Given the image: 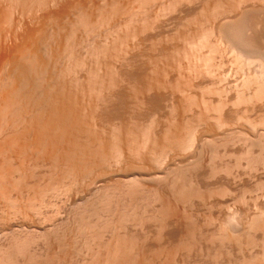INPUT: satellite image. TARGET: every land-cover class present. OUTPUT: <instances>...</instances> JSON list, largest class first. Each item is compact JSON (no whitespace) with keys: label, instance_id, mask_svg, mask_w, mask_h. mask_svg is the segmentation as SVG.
I'll use <instances>...</instances> for the list:
<instances>
[{"label":"bare ground","instance_id":"1","mask_svg":"<svg viewBox=\"0 0 264 264\" xmlns=\"http://www.w3.org/2000/svg\"><path fill=\"white\" fill-rule=\"evenodd\" d=\"M6 1H8L10 3L12 2L9 5L13 4L15 6V8H16V6L21 7V9L19 7L18 8L21 10L20 13L22 15H20V16L22 18H19L20 20H19L18 26L15 28L14 31L12 30L11 33H9L8 30H7L8 34H6V33L3 34V32L2 33L0 32L1 34L4 35V36H2L0 34V156L5 151H6L5 155L8 153V151L6 149H11L14 156L16 154V156L19 157L21 154H22L21 156H23V154H24V157H26L27 154L25 151L28 149H31L32 150V154H30L31 158L37 159V160H35L37 162V164H38L39 159L49 161L50 166L48 167V170H49V168H53L52 173H53V175H54V173L56 174L55 176H56V179L58 181H59V179L64 180L65 178H67L68 181L70 179L71 184L69 186L71 187V185H72V188H71L72 191H74L75 189L77 190L76 191L77 195H80L81 191L83 192L84 190H87L86 193H87V195L89 194V196L88 197L86 196V201H87V204L89 202V206H90V202L92 201L94 203L98 202V204L99 203L103 204V206L107 207V209L108 208L113 209L112 205L115 202V206H117L116 208L120 209V207H119V205H120L121 207L123 206V208H121V209H123L124 211L126 209L130 208L128 210L130 212H133V213H130L128 210H126V212H124L122 210L124 214L121 212L120 214H122V215H118L119 213L117 210V213H118L117 215L119 217H117L118 219H117L116 223L114 224L115 216L113 217V215H116L115 214L116 212H113V210H110L113 212V213L111 212V214H109L110 216L112 215V218H111L112 220L108 216L109 218H106L107 220L105 219L106 222H103L105 225L103 224L104 226H102L97 221L96 222L99 225L96 224V222L95 223L94 222L90 223L91 221L86 222V220H85L86 217L84 215H87L88 210L92 209L94 212V210H96L98 208V206H97V208L95 209V207H94V205H92V203H91V205L93 207L91 206V208H89V206L86 204L87 205L86 208L88 207V209L84 210V213L81 212L82 213V214L80 213L81 215L77 214L78 213L77 212L75 214V218H74V219H76L77 218L76 216L79 215L77 218L79 220L76 219L77 221H79V225H78L77 229L79 228L78 230L82 231V232L80 231L81 235H82V233L84 234V232L87 234V236L84 234L86 239H88L87 243L84 242L85 244L89 243V239L90 240L93 239V240H95V242L97 240H99L102 237L103 232L106 230L105 231V234H106L107 230H109L110 227H111L110 229L113 228V230H115L117 228V226L121 227V229H122L124 224L126 225L127 222L133 226L132 229L135 228L133 230L140 228L142 230L143 234L146 232L145 234H148V235H149V233L153 234L152 233V231H153L155 234V237H157L160 242L163 239L166 240L164 243H162L163 241L161 243L159 242L160 243L158 246L159 248L158 247L155 248L152 245H151L152 247L148 246L149 244L146 243L145 239L143 241H139V239H138L139 236L136 237V236L132 235L133 233L132 234L129 233L130 235L128 233H126V234H123L122 236H120L121 234L119 235V233L112 231L113 235H112V233H110L109 235H112V236L107 241L105 240V239H107V238H105L107 234L105 235V237L103 234V237L105 239L102 237L103 240L101 241V239H102L101 238L100 242H98L99 243L98 248L99 249L102 248L101 250L103 253L101 252L100 254L99 253L97 254V252L100 251L97 249L96 253H95L97 256L95 255V257H93V261L99 260L101 262L100 264H152L154 261H156V263L158 261L155 260V256L151 257V258L148 257L147 252H149L148 254H151L153 252L158 253V250L160 249V250H162L163 253H165L164 255L169 254L170 256H168V258L169 257L171 258L173 253H174L173 256H176V254H179V251H182L181 248L184 246L185 248H183V251L185 249L186 250L184 252H180L181 258H180V260H179L180 262H178V264H207V263H205V262L203 263L201 261L202 260L201 258H203L202 256L204 253V251L202 253V250H205L207 252V254L210 253V251L211 252L213 251V253H214L215 251H214L213 247L215 246V240L217 239L215 237H218V235L215 236L216 232H215V228H213V227H215V225H212L215 223V221H214L215 218H214V216H212V214L215 215L214 213H212V211L215 212V206H216L215 200H214L215 195H216L215 192L217 191L218 194H219V192H221L224 195L225 193H227V192L231 193L232 191H230V189L228 191V188L230 187V185H229L230 181L225 182L224 179H221L220 177L218 178V175H220L219 173L221 171L224 172V169H223L224 167H221L223 170L220 168V166H219V168H217V167H215V165H211L212 162H209V160L206 159L209 162L208 164H210L207 166L206 163H203L206 161L204 159L207 158L206 153L204 154L205 155L204 159H202L201 154H203L202 153L203 150L206 152L207 148L210 149L212 147L211 146V147L206 148V146H209V145H207L210 142L209 140L213 137L215 138V129L216 128H218V130L220 129L219 131H222L223 128L227 131L226 127H228V126H226V125H228V123H230V125L233 123L232 115H234V112L232 115L230 113H229L230 115L224 114V112H222V114L220 113V115H216V116L212 115V114H214V112H215L214 110L217 108V106L215 107L213 102L211 103L205 96H202V94L205 91H207L208 94H209V92H212V93L214 92L217 94V90L219 88H217L215 91V87H213L215 85V83L210 88L211 91H208V89L207 90L205 89V91L200 95V96H202L200 99L194 98L193 96H195V94L193 96H192V94H190L191 91L189 92V90L184 87L185 83L181 84L180 81L182 79L178 80V82L174 81L176 84L174 89L176 88L178 93L177 92L175 93L173 91L169 92V90L172 89L169 86L171 83L173 84V82H172L173 80L170 81L171 76L170 77L168 76L169 71L171 72L172 70L168 71V69H169L168 65H170L171 61L169 63H167L168 62L167 59L169 60V54H172L174 51L170 53L168 51H171L172 48H171V50H169L168 48H165V46L161 47V44L163 43L162 42L160 45H159V43H157L159 45V47H161L160 49H158L159 47L157 45L158 50L156 49V52L159 55H157L153 49H152L154 51L153 53L151 50H149L151 52H147L145 50L144 45L146 46L147 42L153 43V41H154L153 44H155L156 43L155 40L160 41L162 39L161 38L162 34L158 33V35H151L149 37V39L147 37L143 38L144 35H142L143 36L142 38H141V36H139L140 34H144L146 32L147 27H149L150 25H152V23H155V21H157L155 19H158L159 16L157 17V15H159L160 12H162V14L164 13L163 12L164 8L162 7L163 10L161 11L162 8H160L159 5L165 6V7L169 6L168 8H170V13H171L172 12L171 9L177 10L178 8H181L182 6H185L186 4L188 6V4L191 5V3H193V2L196 3V1H198V0H170V2L168 0L167 1V2H169V4L167 3L168 5H166V3H165L166 1L164 2V0H135L136 3L140 4V5H138V9L137 8H131V9L128 8L129 10L126 9L127 12L130 13V15H128V17L126 16L127 20L129 17H130V19L128 21L126 20L127 22H125V24L129 23L131 20H133L131 22L136 24V22H134V19H133L134 16L136 17V19L139 18V20L135 19V21L140 22L141 19L143 18V16L146 14L145 12H147L149 14L151 11L148 12V10H150L153 6L158 4L157 6H159V7H157V8L158 9L160 8V10H158L159 12H155V13H158L157 15L153 14L156 16L155 18L153 17L155 21L150 22L151 23L150 24L148 22V20H145L146 16L148 15V14H146V16H144L145 18L142 19V21H141L142 22L141 26L139 25L140 27H138V28H137V26H134V28L136 27L135 29H133V28H132V30L129 29L131 31H129L127 33L126 36H128V37H126L125 39H124V37L123 38L117 37V38L112 39V36H115V33H114L115 28L110 26V28L108 29V27H107L108 30L104 34L105 37H103L104 41H102V44H99V45H96V44L94 45V44L89 43L91 40L89 42L85 41V40H87L88 37L86 35H84L87 38L86 39L84 38L85 40L84 39L82 40L83 43L81 45H83V47H86V48H85V52L84 53L82 52L84 54V56H82V57L79 56V58L77 57V55H79L80 53H78L75 56V51L71 47L72 43L69 41L71 39L73 41V39L76 38V36H74V38H72V36L75 35L77 30L79 31L80 29L84 30L86 33L89 32V35H90V32L96 28L99 29L102 27L104 29L103 26H105L106 24H107V26H109L110 24L108 25V23L110 21L113 22L112 18L115 15L121 14V13H119V11L121 12V9H122L120 5H118V6H120L119 7L120 10H119L118 7L117 8L115 7V6H117V4L114 3L115 5L113 7H115V8L114 9H113V7H112V9L110 8L112 10V12H110L109 15H107L109 12V11H107V14L105 13L103 18L100 17L101 20H98V19L95 20L96 17L94 14H96V13H94L93 7H91V4L89 5V3H92V2L97 1V0H6ZM32 1H34L33 2L34 4L32 3ZM207 1H209V0H207ZM250 1H252V0H250ZM257 1H259V2H257V4H260V5H262V3L264 2V0H257ZM111 2H112V0H111ZM129 2H131V0ZM213 2H214L213 3L214 7H212V8L214 10V14H213L214 21L218 17L221 18V15L224 18L225 12L228 11V13H226V15H225V18H226L227 14L229 16V11L231 12V10H234L237 7H238V11L242 12L243 11L242 5L244 3L246 4V2H247V4H246L247 6L249 4L248 3L249 0H232L231 1L232 4L229 1H227V3L229 2V4H230L229 7L230 6L233 7V9H232V7H231V9H229V8H227L228 6H226V7L222 6L224 3L226 4V1H224V0H217V1H213ZM0 3H1V1H0ZM117 3L120 4V1H118ZM209 3H211V2L209 1ZM254 3H256V1ZM132 4H135V3H132ZM137 4H136V6H137ZM252 4H251V6H252ZM5 5H3V6H5ZM3 6H2V8H3ZM30 6H31V8H30ZM47 6H49V8H50V6H53V8H51V9L48 8V10H46ZM130 6L133 7L134 5H130ZM139 6H141V7H139ZM253 6H254V8H252ZM253 6L250 7V9L252 8V10L253 9L256 10L257 5L255 4ZM255 6H256V8H255ZM27 7L30 8V10ZM98 7L96 6V8H98L100 10L101 9L100 6H98ZM223 7L225 9H227V11L223 12L221 10L222 11L221 12L220 9L221 8L223 9ZM246 7H245V10L242 12V14L245 13L244 15H246V12H247L248 14L245 17L249 18L252 10L248 11V9L246 10ZM26 8L29 11L33 12V13H31L32 15L34 14L33 17L31 15V18H30L31 20L28 23L23 18ZM44 8H45V10H44ZM91 8H92V10H91ZM108 8H107V10H108ZM125 8H127V7H125ZM139 8L142 9L143 12L145 11L144 15L142 12L143 16L141 15V17H142L141 19L139 17L140 16L139 14H141ZM247 8H249V7H247ZM8 9L10 11V8H8ZM12 9L13 8H11V10ZM94 9H95V7H94ZM166 9L167 8H165V10ZM258 9H259V11L253 10V12H257V11L260 12V9L264 10L263 7L262 8L259 7ZM74 10L78 11V13L76 12L77 18L76 19L72 18L73 20H76V21L72 22V20H71L72 26L70 27V25H68L70 23L69 17L73 14L72 12ZM137 10L139 11V13H137L138 12ZM34 11H36V12H34ZM101 11H103V9ZM152 11H153V9H152ZM155 11H157V10H155ZM122 12H123V10H122ZM173 12H176V11H173ZM209 12H212V11H209ZM233 12H232V14H234ZM241 12H238V14ZM9 13H12V12L10 11ZM170 13H168V14L170 15ZM232 14L230 13V16ZM242 14H240V15L244 16ZM1 15H3V14L1 13ZM93 15L95 18H93ZM164 15L166 16V14H164ZM169 15H168V17H169ZM191 15H193V14H191ZM195 15L196 14L193 15L194 18L196 17ZM197 15H198V13H197ZM211 15H212V13L210 14V16ZM234 15H236V14H234ZM123 16H125V15H123ZM205 16L207 17L206 14H205ZM7 17H9V16H7ZM27 17H30V16H27ZM118 17L115 16V19H117ZM120 17H121V15H120ZM150 17L152 18V16H150ZM161 17L163 18V16L160 14V19H161ZM200 17H199V19H200ZM239 17L240 16H238L237 18H239ZM121 18H120V20H121ZM188 18H189V16H188ZM202 18L204 19L205 17L203 16ZM213 18H212V20H213ZM223 18H221V20ZM240 18L242 19V21L240 19H237L238 21L235 22L236 24L238 22H241V23L243 22L244 18L243 17H240ZM146 19H148V17ZM185 19H187V18H185ZM209 19H211V18H209ZM231 19L227 18V20H231ZM143 20H145V21H143ZM205 20H207V19H205ZM221 20H219V21L221 22ZM223 20H225V19H223ZM223 20H222L221 24L223 23ZM233 20H235V19H233ZM233 20H231V21H233ZM151 21H153V20H151ZM193 21H194V19H193ZM195 21H196V19H195ZM214 21L212 24H214ZM219 21H217V27L220 28V31H217V32H220V34L218 33L219 37L217 39V42L215 41V39H214V42H212L210 40H209L210 42L208 41V38H211L212 35L215 37V34H216L215 27L216 26L213 27V25L210 24L212 27L210 26V28H208L209 25L207 27H205L202 24L205 28H208L206 30V32H203L204 35L201 34L202 35L201 37L196 36L194 38L193 37L188 38L187 36H186L187 38L184 37L185 40H183V41L186 42L185 43L186 45H185V47H183V49H182L183 51L178 50V48L181 49V47L177 48L176 46H174L177 48L176 51H178V52H176V51L175 52L178 53V55H179L180 51H182V53H181L182 55H179V56H182V58L177 55L180 59L178 58L179 59L178 63H176L179 65L180 71L183 70V69L181 70V68H183V67L185 68L184 73H185V70L189 71V73L186 72L189 75V77H188L189 80L186 78V84L189 81V83H191V86H194V85H192V83H193L195 85H198L201 88L203 85L206 84V82L203 83V80L199 81V78H201L202 76L203 77H206L208 75L211 76L214 73L215 64H214L213 60H212L213 63H211V60H210L211 57H207L210 55H206L207 54L206 53L207 51H206L205 52L206 54L204 53L206 57L201 56L199 50L201 48L200 51L202 53V50H203L202 44L204 43V45H206V42H208L211 45L213 44L212 46L209 44V46H211L212 48L213 47L215 48V49L213 48L211 51L212 52L216 51L217 46H219L221 44L222 45L225 44L224 36L227 34V37L229 36L231 38L232 36H230V34H232L234 32V30H236L234 27L237 26V25H235L234 22H232L233 24H231V21H226L227 23L230 22L232 27L234 25V27H233L234 30H233V28H231L230 24H226L225 22L224 23L226 24V26L221 27V24ZM244 21H245V19H244ZM262 21H264V20H262ZM131 22L129 23L130 27L133 24ZM191 22H192V20H191ZM200 22H202V21H200ZM157 23H159V22H157ZM162 23H164V22H162ZM218 23L220 24L219 26H218ZM241 23H239L238 25L244 24V23H242V24ZM1 24H2V22H1ZM51 24L54 25V27L53 26L51 27ZM125 24L124 25L122 24L123 26L122 25H120V26H122L123 28H128L129 25L126 24L127 25V27H126ZM137 24H138V22H137ZM10 25H12V24H10ZM164 25H165V23H164ZM192 25H194V24H192ZM227 25H228V27H227ZM68 26L70 29L68 28ZM151 27L152 26H150V30H151ZM158 27H159V25H158ZM181 27H180V29H181ZM189 27H192V26H189ZM217 27H216V29H217ZM225 27H227V28H225ZM238 27H240V26H238ZM250 27H251V25H250ZM50 28L52 29V32H51ZM53 28H54V30H53ZM117 28L120 29V27H117ZM153 28L154 27H152V31H154L156 29V28H154V30H153ZM182 28H184V26ZM186 29H184V30H186ZM201 29H204V28H201ZM243 29H245V28H243ZM117 30H116V32H117ZM125 30H128V29H125ZM156 30H158V29H156ZM181 30H180V32H181ZM250 30H248V31H250ZM176 31H174V32H176ZM244 31H246V29ZM80 32L79 33L77 32V33L80 34ZM121 32H123V29L121 30ZM190 32L188 31V33H190ZM195 32H197V31H195ZM200 32H202V31H200ZM251 32H252V30H251ZM78 34H77V36H78ZM118 34L119 33L117 32L116 36ZM123 34H122V36H123ZM167 34H169V33H167ZM237 34H238V31H237ZM87 35H88V33H87ZM102 35L103 34H101V36ZM147 35L145 34V36H147ZM173 35H171V36L173 37ZM195 35H196V33H195ZM242 35H244V34H242ZM159 36H160V38L158 40ZM240 36L241 35H239V37ZM109 37H110L111 41L109 40ZM216 37H217V35H216ZM91 38H92V35H91ZM170 38L167 37V40H166L167 43L171 40ZM244 38L242 37V42L244 44L245 43L246 44H248V43L252 44L251 42L255 40V39L253 40L252 38H250V40L247 39L250 42H247L246 39H244ZM256 38H258V41L261 40L260 39L261 37H256ZM49 39H50V43H49ZM119 39L121 40L120 43L118 41ZM168 39H170V40H168ZM205 39L207 41H205ZM88 40H89V38H88ZM129 40H131V41H129ZM172 40H174V39H172ZM234 40H236V39H234ZM127 41L131 42V44H129V43L127 44L126 43ZM227 41L231 42L232 39L227 40V38H226V42ZM258 41H256V42H258ZM201 42H203V43H201ZM64 43H65V45H64ZM68 43H71L70 46L68 45ZM169 43H171V41ZM217 43H219V44H217ZM153 44H151V45H153ZM215 44H216V47H215ZM84 45H86V46H84ZM171 45H172V43H171ZM222 45H221V47H222ZM235 45H237V44L234 43V46ZM252 45H254V43ZM255 45H256V43H255ZM166 46H167V44H166ZM209 46L208 45L204 46V48L206 47L209 50ZM224 46H226V48H227L226 44ZM230 46H232V45H230ZM230 46H228V47H230ZM249 46H251V45H249ZM261 46L262 45L260 44L259 47L261 48ZM122 47H124V48H122ZM151 47L154 48L153 46H151ZM151 47H149V48L151 49ZM167 47H169V46H167ZM236 47L237 46H235V48ZM243 47L245 48V46H243ZM155 48H156V44H155ZM147 49H148V47H147ZM173 49H175V48H173ZM219 49H220V47H219ZM221 49L219 50V51H221L220 54L224 50V49L223 50H221ZM230 49H233V48H230ZM225 50H226V52H228L227 51L228 49H225ZM244 50L242 52H244ZM259 50L260 49L258 48V52H259ZM204 51H205V49L203 50V52ZM211 51H209V54ZM240 51L237 52L236 53L237 56H234V57H237L238 60L242 59V61L239 60L241 63L243 62V59H244V62H245V60H248L247 62L250 63V64L246 63L248 66L252 65L253 64L252 62H254L255 60L257 61V63H255L256 61L254 62L255 65L259 64L261 62L260 60H262V59H259L257 57H256L257 59H254V60L252 58H249V57H248V59H245L246 56L244 58L243 57L244 54L242 52L240 53ZM245 52L247 53L248 51H245ZM252 52H254V51H252ZM252 52L251 53L249 52V53L254 54ZM263 52H264V50H263ZM176 53H175V55H176ZM260 53H261V51H260ZM257 54L259 55V53H257ZM173 56L174 55H172V57ZM211 56H213V54ZM262 56H264V55H262ZM203 57H205V58H203ZM160 58H163L162 59L163 64H164V60L167 61L166 67H165V65L161 64L162 65V68H161V65L158 64L157 61L160 60ZM175 58H176V56L174 57V60L176 61ZM183 58H184V62H182L183 60L181 61V59H183ZM213 58H215V57H213ZM234 59H236V58H234ZM249 59H251L252 61ZM214 60H216V59H214ZM238 60H237V63H239L241 65V63L238 62ZM258 60H259V62H258ZM185 61H187V62H185ZM234 61L236 62V60H234ZM160 62H161V60H160ZM176 64L174 63V66ZM260 64H261V67L259 66ZM260 64L258 65L261 68V71H259V72H262V70H263L262 76L259 77V75H261V73H258L259 75L258 74L255 75L256 73L253 72L255 75V78H253L254 76L251 75L250 71H249V73L246 75H248V76L251 75V76L248 78V76L246 77V75H245V78H247V79L244 78L243 80H241V82H243V84H241L239 81L238 86L235 85L236 87L235 86L232 87L233 89L235 87V92H233V93H235V95L233 96V98L231 97V100H227L228 102L231 101L233 103V105L235 104L236 106H237V104H239V106H240L241 103L242 104L245 103V104H243L244 111H245V108L247 106L246 104H248V106L250 104L256 105L259 102H262V103H260V105L264 104L263 103L264 102V65L262 64V62ZM158 65H160V67H158ZM174 66H173V68H174ZM241 66H243V65H241ZM241 66L238 65L239 68ZM262 66H263V68H262ZM243 67H246L245 64ZM243 67H242V69H243ZM239 71H237V72H239ZM181 73H183V72H181ZM181 73L178 72L177 77H179V75L181 77ZM187 74H186V76H188ZM204 74L206 76H204ZM182 76H183V74H182ZM176 78L173 77V79H176ZM169 82H171V83H169ZM186 84H185V86H186ZM188 86H190V85H188ZM168 87L171 89L168 90ZM187 88H189V87H187ZM222 88H224V86ZM190 90H193V89H190ZM220 90H221V93L219 92L220 94H222V92H224V91H227V90L223 91L222 89H220ZM229 90H230V88H229ZM232 91H234V90H232ZM195 92H196V90H195ZM204 94L206 95V93H204ZM211 94H210V96H211ZM225 98H223V99L225 100ZM227 98H229V97H227ZM211 101H213V100H211ZM227 101L225 100V101L219 102L220 105L218 104L219 108L217 110L221 109V111H222V109H225L226 107H224V106L227 105V103H228ZM215 103H218V102H215ZM232 103H231V105H232ZM255 105H252V107ZM196 106H198V107H196ZM194 107H196L197 110L200 109L199 110L200 112H198V119L196 120L197 123L194 120L195 123H193V124H195V125L189 126L187 124L188 119H189L188 115L189 114L191 115L192 110L195 109ZM256 107H254L253 109H255ZM235 108H238V107H235ZM239 109H241V108L239 107ZM197 110H195V111H197ZM211 111H214V112L211 113ZM246 111L249 113L248 110H246ZM241 113L244 114L245 112L241 111ZM251 113H252V110H251ZM217 114H218V112H217ZM242 114H241L240 118H242L243 116H247L245 114L242 116ZM193 115H195V114H193ZM238 115H240V113ZM171 116L173 118H170ZM195 116H194V118H195ZM234 117H235V115H234ZM248 117L250 118V116H248ZM147 118L151 119V121L148 123V125L146 124V126H144L145 125V124H143L144 120H147ZM169 118L172 120L171 122L169 121L170 120ZM244 118L247 119L246 117H244ZM191 119H193V118L191 117ZM245 119H243L244 124L250 123L251 125H248V126L253 127L250 129L253 130L254 127L259 128V127L255 126V123L257 124L259 122V120H258V122L256 120H252V122H246ZM250 119L248 121H250ZM252 119H255V118H252ZM262 120H263V117H262ZM166 121L167 122L169 121V122L166 123ZM231 121H232V123H231ZM263 121H262V123H264ZM191 122H193V120ZM190 124H192V123H190ZM234 124L235 123H233V125ZM259 124L263 125L261 123H258V126H260ZM259 129H255V130H259ZM241 130H242V128H241ZM252 130L250 131L251 134H252ZM233 131H234V128H233ZM225 132H223V135ZM228 132H230L228 134H231L233 136V132H231L229 130H228ZM241 132L239 131V133H240L239 140L242 138L245 140V142L242 143L243 140H240V143L244 144V146H246V144H247L249 147L250 146L252 147V145H258L259 144L260 146L258 145L259 146L258 151L262 150L264 153V149L263 148L260 149L261 145L264 146V132L260 131L261 133L256 132L253 134V135L256 134L255 135L256 138H254L255 136H253V138L255 139L254 140L255 142H253L252 145H250L251 144L250 141H247V140H251V137L249 138V134H248L249 132L247 133L248 135H246V136L244 133L242 135ZM253 132H254V130H253ZM238 134L237 135L235 134V136H238ZM257 134H258V136H257ZM226 135H227V133L225 134V136ZM207 136H209V139ZM243 136H245V137H243ZM108 137H110V138L108 139ZM227 137L228 138L230 137L229 141H231V138H232V140L234 139V137H231L230 135L226 136V138ZM235 139H237V141L239 142L238 137ZM214 140H217V139H214ZM229 141H227V142H229ZM233 141H231L232 143H227V144L233 145V143H234ZM246 141H247V143H246ZM206 142H207V144H206ZM212 142H213V140H212ZM224 143H226V141H224ZM236 143L237 142H235V144ZM256 143H258V144H256ZM214 144H217V143H214ZM227 144L225 147H227ZM223 146L224 145L222 144V147ZM248 146H246V149H248V150L244 149L246 151L241 152V153H243V156L245 155V153H249V154L252 153V152L250 153L251 147L247 148ZM213 147H214V149L210 150L211 153H212V150L213 151L215 150V145ZM252 148H254V147H252ZM14 149L16 150L15 154L13 151ZM17 150L20 152V155H19V153L17 154ZM31 150H28V151L30 152ZM217 151H219V150H217ZM251 151H253V149ZM29 152H28V155H29ZM9 153L11 155V151ZM179 153L180 154L182 153L181 156L179 155L180 157L183 156V153L186 154L185 159L184 158H183L184 160L182 159L183 161H181L182 163L179 167H176L172 164L170 165V162H169V165H167L168 163L166 164V161H168V157L169 158H170V156L175 157V155L178 156ZM216 153H218V152H216ZM241 153H239V154H241ZM253 153H254V151H253ZM253 153H252V155H256V156L259 154V153L258 154H255V153L253 154ZM10 155H8L9 157L5 156V158L6 157L10 158L11 157ZM30 155L27 158H30ZM252 155H249V156H252ZM212 156L213 155H211V157ZM221 156H223V155H221ZM243 156L241 155V157H243ZM247 156L248 155L246 154L245 159L246 158L248 159L249 156L248 157ZM259 156L260 155L257 156L258 158L252 157V160L259 159ZM208 157H209V159L211 158L210 156H208ZM263 157H264V155H263ZM2 158H4V157L2 156ZM11 158L14 159L13 157H11ZM18 159H22V158H18ZM240 159H242V158H240ZM245 159H242V160H245ZM261 159L263 162H261ZM211 160H212V158H211ZM177 161H179V160H177ZM245 161H247V160H245ZM250 161H251V159H250ZM256 161H254V162H256ZM20 162H21V160H20ZM254 162L250 163V165L253 164ZM10 163H11V160H10ZM178 163L180 164V162H178ZM213 163L216 164L215 162H213ZM248 163H247V165H248ZM260 163H263V165H264V160L261 157H260ZM7 164H8V162H7ZM21 164L23 165V163H21ZM237 164H239V163H237ZM255 164L259 165V163L258 164L254 163L253 166H255ZM4 165H6V162ZM4 165H2L1 168ZM250 165H248V168ZM260 165L258 167H260ZM231 166L230 167L228 166L227 168H229V170H230ZM35 167H37V165ZM237 167L238 166H236V168ZM27 168H29V167H27ZM227 168H225V169H227ZM252 168H254V167H252ZM255 168H256L255 170L258 169L256 166H255ZM260 168H262V167H260ZM108 169H109V171L114 169V171H111V173H112L111 176L112 175L118 176V178L120 176L119 182L121 181L123 184L121 183L122 184V185H120L121 187H118L119 191H117V188L114 186H112V187L116 188V191L114 189L112 191V187L109 190H107V188L104 187L105 184L107 183V182L105 184L103 183V182H105L104 177L106 175L108 176V174H110ZM231 170H232V168H231ZM248 170H250V169H247V171ZM10 171L8 170V173ZM12 171H11V173L13 175L14 171L13 172ZM227 171H228V169H227ZM230 171H228L227 173H225L226 172L225 171L224 173L227 174L228 176L233 175L235 170L231 171L232 173ZM113 172H116V174L117 173L118 174L115 175V174H113ZM229 172H230V174H229ZM11 173H10V175H11ZM48 173H50V171ZM52 173L49 175L47 174L48 177L52 176V178H53L54 176L52 175ZM0 174H1L0 176L3 175L2 173H0ZM20 175L18 176L19 178L21 177ZM8 176H9V174H8ZM14 176L10 180H14L15 179ZM22 176H23V173H22ZM32 176H34V175L32 174ZM32 176H30V177L33 178ZM256 176H257V174H256ZM240 177H243V176L240 175ZM62 178H64V179H62ZM215 178H217V179H215ZM2 179L5 181H0V183L2 182L1 185H3V183L6 182L7 177H6V179L1 177L0 180H2ZM54 179H55V177L52 179L53 180L52 182L56 183V182H54L56 179L55 180ZM225 179H226V177H225ZM229 179H230V177H229ZM19 180H21V178ZM235 180H237V179H235ZM235 180L231 179V181H235ZM261 180L262 179L260 178V181ZM18 181H16V183ZM49 181L50 182H47V183L51 184L50 178H49ZM43 182H44V184H40V183L39 184L41 186L45 185V181H43ZM61 182L62 181H59L58 183H61ZM63 182H62V184H63ZM16 183L12 182L13 185ZM261 183H259V184L257 183L258 185L261 184L259 187L264 185V181ZM21 184H23V183L21 182ZM257 184L255 185V187L256 186L258 187ZM16 185H20V181ZM25 185H27V184H25ZM112 185H113V183H112ZM215 185H216V187H215ZM54 186H52V187L57 188L58 185L56 186V184H55ZM67 186H68V184H67ZM106 186L108 187V185H106ZM3 187H5V186H2V188ZM13 187H12V189L16 190L15 189L16 186L14 188ZM17 187H20V186H17ZM32 187H34V185ZM42 187H44V186H42ZM59 187H60V189L59 190L57 189L55 191H62L60 185L58 186V188ZM10 188L11 187H9V189ZM21 188H22V186H21ZM73 188H74V190H73ZM50 189L52 190V188H50ZM69 189L70 188L67 187V189H65V190H69ZM215 189H217V190H215ZM255 189L258 190L259 188H254L253 190H255ZM263 189L264 188H262V190ZM17 190H18V188H17ZM19 190H20V188H19ZM260 190H258V192ZM32 191L34 192V190H32ZM36 191H37V188H36ZM36 191L33 193L34 195H36L35 194ZM72 191H71V193H72ZM12 192H14V191H12ZM44 192H41V193H44L42 196L47 194L46 191H44ZM47 192L49 193V191H47ZM51 192H53V191H51ZM64 192H66V191H64ZM262 192L264 193V190ZM73 193H75V191ZM254 193H257V192H254ZM9 194H11V193H9ZM22 194L26 195V194H24V192ZM68 194H70V193H68ZM84 194H85V192H84ZM218 194L216 195L217 197H219ZM222 194H220V195H222ZM262 194L258 193V195H260V197ZM2 195H4V193H2ZM23 195H20V197ZM82 195H83V193H82ZM258 195L255 197L256 200L263 198V197L259 198ZM30 196H31L30 198L33 200L34 196H33V198H32V195H30ZM71 196H73V195L71 194ZM71 196H69V197H71ZM263 196H264V194H263ZM226 197L227 196H225L224 198H226ZM6 198L7 197H5V199ZM22 198H23L22 202H24V204H23L24 206L27 203L32 202L31 199L29 198L30 199V200L28 199L29 202L25 203V201H24L25 196ZM220 198H222V197L220 196ZM0 199H1V197H0ZM242 199H244V198H242ZM242 199H241V201H242ZM14 200H17V199H14ZM34 200H33V203L35 202ZM221 200H223V199H221ZM226 200H225V203L221 202V205L217 201V203L220 205V207H222V203L224 205L226 204L222 208L221 211H223L224 209L226 211V208H227L228 213L234 212L235 214H237V216H238V213L242 214V212H244V210H245V212H247L246 209H244L246 206L243 208V210L240 209L241 207L239 208L237 206L239 209L235 210L233 208H235L236 206L232 208V205L231 206L228 205L231 203L227 204ZM19 201H21V200H19ZM11 202H12V200H11ZM116 203H117V205H116ZM35 204L36 203H34L33 205H35ZM78 204L82 206L81 201ZM11 205H14V204H11ZM20 205L21 204L19 203L18 206H20ZM23 205H22V207L25 208ZM28 205L31 207L33 206V205H30V203ZM245 205H247V204L245 203ZM255 205H253V206L255 207ZM258 205H260V203L257 204L256 206H258ZM18 206L16 208V211H17V209L19 210ZM29 206L27 208H29ZM73 206H75V205H73ZM200 206H201V209H203L202 207L207 206L204 208L205 209L208 208L209 210H212L211 211L212 214L210 215V213H209L210 216L205 215L207 217L206 220L203 217H202L203 219H201L199 217V214H200V216H202L201 212L196 211V209H198V207L200 208ZM138 207L140 209H143V211H140V209L138 211ZM27 208H25L26 211L27 210L29 211V209H27ZM33 208L34 207H32V209ZM36 208H37V206L34 209H36ZM103 208L101 210H103ZM255 208H257V207H255ZM20 209H22V208L20 207ZM99 209H98V211H99ZM257 209H259V208H257ZM79 210L80 209H78L77 211H79ZM203 210H201V211H203ZM209 210L205 211V212L207 213V212H209ZM219 210H220V208H219ZM251 210L255 211L254 213H256V210H253V208L250 209V211ZM262 210H263V208H262ZM195 211L199 212V214L196 213L197 214L196 218L198 216L200 218L199 220H202V222L199 221L198 219H195V215H193V214H195ZM236 211L237 212L240 211V212L236 213ZM250 211L248 209L247 213H249ZM258 211L259 212H257V216L255 214L256 217L253 215L252 216V218L254 217L253 219L252 218L250 220L248 219L249 222L245 223L243 221V223H245L247 226L246 227V229H248L247 231L244 229L245 224H243V226H242V227H244L243 229L240 228L239 224H241L242 222L240 223L239 219L235 218V219H237L235 222L236 225L234 222H231L232 223L231 226L235 225L236 228L239 226L240 230L242 229L243 231H245L244 233L242 232V230L240 231L244 235H246V232L249 231V233H248L249 235L245 236V237L249 238V239L246 238V240H249V241H246V240L245 241L247 243L249 242L250 245H252L253 243L258 244L259 242H257L256 240H259L262 243H264V240L262 241L260 239L253 238V235H251V233L253 234V232H251V231L254 229H256L254 231H257V232L262 231L261 234L263 233V230H259V231L257 230L258 228L261 229L262 226H264V222L262 221L263 217L261 216V215H263V214H261L263 211H261V209H259ZM260 211H261V213H260ZM21 212L23 213L22 210H21ZM59 212L60 211H58V213ZM90 212H91V210H90ZM100 212H103V211H100ZM104 212H105V210H104ZM109 212H105V214L109 213ZM17 213H18V211H17ZM55 213H56V211H55ZM234 213L232 215H228V217L229 216L234 217L235 216ZM73 214H74V212H73ZM105 214L104 215L101 214V216L104 217ZM220 214H222V213H220ZM246 214L244 213V215H246ZM249 215L251 217L252 212ZM247 216H248V214H247ZM259 216H261L262 220ZM98 217H99V215H98ZM233 217H231V218H233ZM93 218H94V216H92V220H93ZM97 218H96V220H97ZM184 218H185V220H183ZM68 219H66V221H67L66 223H68L71 220V219H69V220ZM80 220H81V222H80ZM87 220H88V218H87ZM203 220H205V222H203ZM72 221L74 222V220H72ZM77 221H76V223H77ZM146 221H149L150 222L149 224H152L151 222H153V224L151 225L152 228L150 225H148V226H150V228H148V226H146V223H147ZM63 222L65 225L68 226V224H66L65 221H63ZM63 222H61L60 224H58V222H57V224L54 225L55 227L53 226L56 231L62 230V227H63L62 225H64V224H62ZM117 222L119 223V225ZM229 223L230 222H228V225H229L228 227H227V225L223 226V225H225L224 223H222V226L219 224V227H218L219 230L221 229V231H223L222 228L227 227L228 231H229L228 228H230V230L233 229L232 231L234 232L235 227L233 226L234 228L233 227L231 228ZM53 224H55V223H53ZM116 224H117V226H116ZM45 225H47V224H45ZM210 225L212 226L213 229H210L211 228ZM205 226H206V228H205ZM71 227H72V225H71ZM147 228H148V230H147ZM153 228H154V230L151 231V229H153ZM63 229L65 231V227H63ZM70 229H72V228H70ZM74 229H75V227H74ZM121 229H118V230H121ZM55 230L53 229L54 233L56 232ZM68 230H69V228H68ZM227 230L225 229V231H227ZM39 231H41V230H39ZM69 231H71V230H69ZM75 231L77 232V230H75ZM75 231H74V233H75ZM79 231H78V233H80ZM232 231H229V232H231V234H232ZM121 233H122V231H121ZM142 233H141V235H142ZM46 234L50 235L51 234L50 230H49V234L48 233H46ZM46 234H45V236H46ZM254 234H256V233H254ZM54 235L51 234L50 236H54ZM77 235H79V234H77ZM127 235H129V236H127ZM40 236H39V238H40ZM45 236H44V238H45ZM56 236H57V234H56ZM69 236H71V234ZM75 236H73L74 241L76 238ZM144 236H146V235H144ZM150 236H152V235H150ZM26 237H28V236H26ZM64 237H66V236L62 235L63 239L61 238V236L58 237L59 239L56 238V239H58V242H60V244L63 245L62 249L63 248L66 249L65 247H66V243H67L66 242L67 238H64ZM142 237H143V235H142ZM220 237H221V235H220ZM220 237H218V238H220ZM233 237H234V235H233ZM42 238H43V236H42ZM47 238H48V236H47ZM83 238H84V236H83ZM225 238H226V236H225ZM227 238L230 239V237H227ZM263 238H264V236H263ZM15 239L16 240L18 239V240L16 241ZM15 239L14 240L11 239L13 243L11 242L12 244L10 243V245H8L9 247H4V249L0 248L1 249L0 250V264H54L55 263L54 261H56V260L59 261V258L58 259H56V257L53 258V256H55L54 254L51 255L52 257H48L49 260L52 261L51 263L49 260L39 261L38 260L39 258L43 257L45 259L46 257L42 256L44 254H42L41 256L39 255L40 257L37 256L38 254H36V253L38 252V250L36 253L33 251L34 255L32 254L33 253L32 252V253H30V256L27 257L28 256L27 255V253H28L27 249H30V250L33 249L31 247L32 245L30 242H32V244H33L34 241H32V240H35L34 237L33 238L31 237V240L29 239L30 241L27 239L29 242H26L27 240L25 241L26 238H24L22 240L25 242H22L21 240H19V239H21V236H20V238L17 237ZM64 239H65V241H63ZM152 239H153V236H152ZM158 239H157V241H158ZM238 239L240 240V237L239 238L235 237V240L238 243L240 242L239 245H242L243 241H238ZM243 239H245V238H243ZM78 240H76V242ZM217 240H220V239H217ZM37 241H36V244H37ZM82 241H80V242H82ZM245 241H244V243H245ZM195 242H197L199 244V246H201L200 247V249H201L200 253H202V256L200 253H199V255L197 253L195 256V253H196V251H194L195 250L194 246L196 244ZM219 242H221V241H219ZM222 242H226V241H222ZM227 242H226V244H228ZM27 243H30V244H27ZM60 244H58V246H61ZM255 244H253V246ZM67 245H68V243H67ZM76 245H74V247ZM79 245H78V247H79ZM98 245H96V246H98ZM222 245H224V243H222ZM247 245L250 246L249 244H247ZM256 245L252 248H256ZM82 246H84V245H82ZM96 246L94 245L92 247L94 248ZM199 246H197V247H199ZM236 246L237 245H235V247ZM29 247H31L32 249ZM216 247L218 248V245ZM257 247H258V245H257ZM2 248H3V246H2ZM5 248H6V250H5ZM7 248H9V249L7 250ZM75 248L73 250H75ZM89 248H91V244L88 246V249ZM190 248H192V249H190ZM263 248H264V244H263ZM225 249H227V247ZM229 249H230V247H229ZM30 250H28V251H30ZM86 250H87V248H86ZM89 250H87V251H89ZM220 250H221V246L217 252H219ZM240 250H242V249H240ZM240 250H239V252H241ZM254 250H252V252ZM262 250H263L262 251L263 253H260V254L257 252L254 254L251 253L248 256L242 255L243 256L242 258H236L235 257L236 259H233L231 257L232 260H230L228 262V264H264V249H262ZM91 251L92 250H90V252ZM41 252H43V251H41ZM78 252H80V251H78ZM193 252H195V253L193 254ZM243 252H245V251H242L241 254ZM46 253H49V252H46ZM64 253H67V252H63V254ZM68 253H70V251H68ZM72 253H73V251H72ZM87 253L89 254V252H86L85 257L87 256ZM75 254H76V252H75ZM219 254H220V252H219ZM70 255H71V253H70ZM72 255H74V254H72ZM81 255H79V256L81 257ZM91 255H93V254H91ZM155 255H157V254H155ZM197 255H198V257L201 256V258L199 257V259H198ZM215 255H216V253H215ZM76 256L78 257V254ZM82 256L84 257V254ZM140 256L142 258H140ZM157 256H156V259L158 258ZM161 256H163V255H161ZM206 256L207 255L205 254V257ZM97 258H98V260H97ZM152 258L154 261L152 260ZM168 258L166 257L165 259H168ZM208 258H210V257H208ZM208 258H206V259H208ZM79 259H81V258H79ZM213 259H215L214 255H213ZM213 259L211 262L214 261ZM150 260L153 262H151ZM61 261H62V259L60 260V262ZM83 261L85 264V260H83ZM93 261L92 260L90 261L91 264L96 263V261H94V262ZM222 261H223V259H222ZM90 262H89V264H90ZM223 262L225 264V261H223ZM97 263H99V262H97ZM56 264H59V263L56 261ZM77 264H79V263H77ZM80 264H82V263H80ZM153 264H155V262ZM162 264H163V262H162Z\"/></svg>","mask_w":264,"mask_h":264},{"label":"rangeland","instance_id":"2","mask_svg":"<svg viewBox=\"0 0 264 264\" xmlns=\"http://www.w3.org/2000/svg\"><path fill=\"white\" fill-rule=\"evenodd\" d=\"M1 1V3H0V32L2 33L3 32V34L4 33H6V34H8V32L9 33H11L12 32V30L14 31L15 30V28L18 26V24H19V18H22L20 15H22L21 13H20V9H21V7H17L16 6V8H15V6L12 4V5H9V4H11L10 2H8V1H6V0H0ZM100 0H97V1H94V2H92V3H89V5L91 4V7H93V10H94V13H96V14H94L95 15V17H94V15H93V18H95V20L96 19H98V20H101V18H103V16L105 15V13L107 14V11H109L108 12V14L107 15H109L110 14V12H112V7L115 5V4H117V6H115L116 8L118 7V9H119V7L121 6V12L119 11V13H121L120 15H121V17L123 16V15H125V16H123L122 18L120 17V15L118 14V15H115L116 17H118L117 19H115V16L112 18L113 20V22H109L108 23V25L109 26H107V24L105 25V26H103L104 27V29L101 27V28H99V29H94V30H92L91 32H90V35H89V32H87L88 33V35L90 36H88L87 35V33L84 31V30H82V29H80L79 31L77 30V32L79 33L80 31V34H78L77 32L75 33V35H73L72 36V38H74V36H76V38H74L73 39V41H72V39L71 40H69L71 43H68V45L70 46V44H71V47L73 48V50L75 51V56L78 54V53H80L79 55H77V57L79 58V56L80 57H82V56H84V52H85V48L86 47H83V45H81L83 42H82V40L85 38H89V40H88V38H87V40H85V41H90L89 43H91V44H96V45H99V44H102V41H104L103 40V37H105V32L110 28V26H112V27H114L115 29H114V33H115V36H116V34H117V32L120 34H118L116 37L115 36H112V39L113 38H123L124 37V39L126 38V37H128V36H126L127 35V33L129 32V31H131L132 30V28L133 29H135L134 28V26H137V28L138 27H140L141 26V24H142V19H144L145 17L144 16H146V14H148L147 12H143V10L142 9H140L139 8V10H140V13L141 14H139L140 16V19L142 18L141 17V15H142V12H143V18L141 19V23L139 22V21H135V19H136V17L134 16V22H136V24L135 23H133V22H131V21H133V20H131L130 22L131 23H133L132 24V26L130 27V25H129V23H126V24H128L129 25V27L128 28H123L122 26L125 24V22H127L129 19H130V17L128 18V20H127V17H128V15H130V13H128L127 12V10H129V9H131V8H137L138 9V5H140V4H137L136 3V1L135 0H131V2H129L130 0H112V2H111V0H101L100 2H99ZM115 1V2H114ZM118 1H120V4L119 3H117ZM166 1V2H165ZM168 0H164V2L166 3V5H168L169 4V2H170V0H169V2H167ZM201 1V2H200ZM209 1L211 2V3H209ZM209 1H207V0H198V1H196V3L195 2H193V3H191V5L190 4H188V6H187V4L185 5V6H182L181 8H178L177 10H172L171 9V13H170V8H168L169 6H167V7H165V6H161V5H159L160 6V8H164V10H163V8L161 9V11L163 10V14H162V12H160V14L163 16V18L161 17V19H160V14L159 15H157L158 13H155V12H159L158 10H160V8L158 9L157 7H159V6H157V5H155V6H153L150 10H148V12L149 11H151L147 16H146V18L148 17V19H146L145 18V20H148V22L150 23V22H154L155 20H157V21H155V23H152V25H150V26H152V27H154V28H156V29H158V30H154V28H153V30L154 31H152V27H151V30H150V26L149 27H147V29H146V32L144 33V34H140L139 36H141V38L143 37L142 35H144V37L143 38H145V37H147L148 39H149V37L151 36V35H158V33H161L162 34V41L160 42V41H157V40H155V44H156V48H155V44H153L154 43V41H153V43L151 42V43H149V42H147V44H146V46L144 45V47H145V50L147 51V52H151L152 51V53L155 51L156 52V49L159 47V45L161 44V47H163V46H165V48H168L169 50H171V48H172V50L171 51H168V52H173L172 54H169V60L167 59V61L166 60H164V64L162 63L163 62V58H160V60H161V62H160V60H158L157 62H158V64H162V65H165V67L167 66V64H166V62L167 63H169L170 61L172 62H170V65H168L169 67V69H168V71L169 70H172L171 72L169 71V74H168V76L171 78V80L170 81H172L173 82V84L171 83V82H169V83H171L170 84V86L169 87H171V88H169L168 87V90L169 89H171V90H169V92L170 91H173V92H177L178 93V91H177V89L175 88L174 89V87H175V82H178V80H181L180 82H181V84H183V83H185L186 84V78L188 79V77H189V75L186 73V72H188L189 73V71L188 70H185V73H184V67L183 68H181V70L182 71H180V68H179V65L178 64H176V63H178V60L180 59L179 57H181L182 58V56H179V55H182L181 53H182V49H183V47H185V41H183V40H185V38H194V37H196V36H202L201 34H203L204 35V33L203 32H206V30L208 29V28H210V24H212L213 23V21H214V18H213V14H214V10H213V8L212 7H214L213 6V1H217V0H209ZM224 1H226V4L224 3L222 6H224V7H226V6H228L227 8H229V9H231V7L232 6H230L229 7V2L232 4V0H224ZM227 1H229L228 3H227ZM253 1V0H252ZM252 1H250L249 0V4H248V6L246 5L247 4V2H246V4L244 3L241 7H242V9H243V11L245 10V7L247 6V7H249V8H247L246 7V10L248 9V11H251L252 10V8H254V6L253 5H257V8H256V6H255V8H256V10H258L259 11V7H263V9H264V2L262 3V5H260V4H257V2H259V1H257V0H254L253 2ZM256 1V3H254ZM3 2V3H2ZM34 1H32V3H33ZM96 2V3H95ZM98 2V3H97ZM129 2V3H128ZM208 2V3H207ZM253 4H252V3ZM104 3V4H103ZM115 3V4H114ZM132 3H135V4H132ZM168 3V4H167ZM202 3V4H201ZM261 3V2H260ZM6 4V5H5ZM34 4V3H33ZM94 4V5H93ZM113 4V5H112ZM122 4V5H121ZM128 4V5H127ZM136 4H137V6H136ZM251 4H252V6H251ZM3 5H5V6H3ZM93 5V6H92ZM102 5V6H101ZM108 5V6H107ZM118 5H120V6H118ZM127 5V6H126ZM130 5H134L133 7L132 6H130ZM190 5V6H189ZM246 5V6H245ZM2 6H3V8H2ZM10 6V7H9ZM13 6V7H12ZM96 6L98 7V6H100V10L98 9V8H96ZM127 7V8H125V7ZM136 6V7H135ZM245 6V7H244ZM10 8V11L13 13H9L10 11H9V9L8 8ZM34 7V6H33ZM94 7H95V9H94ZM103 7V8H102ZM105 7V8H104ZM109 7V8H108ZM115 7H113V9L115 8ZM139 7H141V6H139ZM156 9H155V8ZM205 7V8H204ZM212 9H211V8ZM223 7V9L221 8L220 9V11L222 10L223 12L224 11H227V9H225ZM236 7V6H235ZM250 7H252L251 9H250ZM11 8H13L12 10H11ZM28 8V7H27ZM26 8V10H25V14H24V16H23V18L27 21V23L31 20L30 18H31V13H33V12H31V11H29L30 10V8H31V6H30V8H28L27 9ZM48 8H49V6H47V9L46 10H48ZM51 8H53V6H50V8L49 9H51ZM107 8H108V10H107ZM111 8V9H110ZM124 8V9H123ZM129 8V9H128ZM165 8H167L166 10H165ZM194 8V9H193ZM210 8V9H209ZM240 8V7H239ZM7 9V10H6ZM19 9V10H18ZM103 9V11H101ZM106 9V10H105ZM127 9V10H126ZM152 9H153V11H152ZM169 9V10H168ZM204 9V10H203ZM228 9V10H229ZM232 9H233V7H232ZM241 9V10H242ZM3 10V11H2ZM18 10V11H17ZM44 10H45V8H44ZM91 10H92V8H91ZM99 10V11H98ZM120 10V9H119ZM122 10H123V12H122ZM136 10V9H135ZM155 10H157V11H155ZM188 10V11H187ZM195 10V11H194ZM203 10V11H202ZM236 10V11H235ZM240 10V9H239ZM254 10V9H253ZM253 10L251 11V15H250V17L249 18H246L245 16L248 14L247 12H246V15H244L245 13H243L242 14V12L241 11H238V7L236 8V9H234V10H231V12L229 11V16H228V14H227V17L225 18V15H226V13H228V11L227 12H225V15H224V18H223V16L221 15V18H223V19H225V20H223V25L221 24V22H222V20H221V18L220 17H218L215 21H214V24H212L213 25V27H217V21H219V20H221V22H220V24H221V27H223V26H226V24H230V22H226V21H231V20H233V19H235V20H233V21H231V24H233L232 22H237L238 20L237 19H240L241 21H242V19L240 18V17H245L244 19H245V21H244V19H243V22L242 23H244V24H242L241 22H238L237 24L235 23V25H237V26H235L234 27V25H233V27L236 29V30H234V28L231 26V24H230V26H231V28H233V30H234V32L232 33V34H230V36H232L231 38L229 37H227V34L224 36V39H225V44L227 45V48H226V46H224V45H222V47H221V45H219V46H217L216 47V44H215V47L217 48L216 49V51H214V52H212L211 50L214 48H212L211 46L213 45H211L210 43H208V42H206V45H204V43L203 42H201V43H203L202 44V48H203V50L205 49V51L203 52V50H202V53H201V48H200V50H199V52H200V54H201V56H205V54L206 55H210V56H207V57H211L210 58V60H211V63H213L214 62V64H215V66H214V69H215V71H214V73L211 75V76H206L205 74H204V76H206V77H203L202 75V77L201 78H199V81H201V80H203V83L204 82H206V84L205 85H203L201 88L198 86V85H195V84H193L192 83V85H194V86H191V83H189V81H188V83L186 84V86H185V84H184V87L186 88V89H188L189 90V92H190V94H192V96L195 94V96H193L194 98H197V99H200L202 96H205L211 103L213 102V104L215 105V107L217 106V108L214 110V111H211V113H213L214 112V114H212V115H220V113L222 114V112H224V114H233V112H234V115H235V117H234V115H232V117H233V123H235L234 125H233V123H232V121H231V125H230V123H228V125H226V126H228V127H226V129H227V131L223 128V130L222 131H219L218 130V128H216L215 129V138L214 139H217V140H214L213 138H211L208 142L210 143H208L207 144V142H206V144L207 145H209V146H206V148L207 147H211L210 149L209 148H207V151L205 152L204 150V152L202 151V153L203 154H201V157H202V159H204L205 158V153H206V156H207V158H205L204 160H206V159H208L209 160V162H212V164L211 165H215V167H217V168H219V166H220V168L221 167H224L223 169H224V172L225 173H227L228 171H230L231 170V168H232V170L231 171H233V170H235L234 171V173H233V175H227V174H225L224 172H220L219 174L220 175H218V178L220 177L221 179H224L225 180V182L226 181H230L229 182V185H230V187L228 188V191H229V189H230V191H232L231 193L230 192H227V193H225L224 195L225 196H227L226 198H224L225 196L221 193V192H219V194L217 193V191L215 192V194L217 195L218 194V196L219 197H217L216 195H215V198H214V200H215V212H213L212 210H209L208 208V210H209V212H205V211H208L207 209H205L204 207H207V206H204V207H202L203 209H201V206H200V208L198 207V209H196V211H199V212H201V215L202 216H200V214H199V212H196L195 211V214H193V215H195V219H203V218H205V220H206V216L205 215H207V216H210L212 213H214L215 215H213L212 214V216H214V218H215V223L214 224H212V225H215V227H213V228H215V236H217L218 235V237H220V235H221V237L220 238H218V237H215V238H217V239H220V240H215V246L213 247V249H214V253H213V251L211 252L210 251V253H208L207 254V252L205 251V250H202V253H203V251H204V253H203V256H202V253H200L201 251V249H200V247L201 246H199V244L197 243V242H195L194 244H195V246H194V251H196V253L195 252H193V254L195 253V256H196V254L198 253V255H199V253L201 254V256L203 257V258H201V256H199L202 260V262L204 263H207V264H224V262L223 261H225V264H228V262L230 261V260H232L231 259V257L233 258V259H236V258H242L243 256H248V255H250L251 253H263L262 251V249H264L263 248V244L264 243H262L261 241H259V240H256L257 242H259L257 245H258V247H257V245L255 244V243H253V244H255L256 245V248H252V247H254L253 246V244L252 245H250V243L248 242H246V241H249V240H246V238H248V237H245L246 235L248 236L249 234V231L248 232H246V235H244L243 233L245 232V231H243L242 229L244 228L246 231L248 230V229H246V222H249V220L252 218V216L254 215L255 216V214H256V216H257V212H259L258 210L259 209H261V211H263L262 213H261V211H260V213L261 214H263V215H261L262 217H263V220H262V218H261V216H259L260 218H261V220L264 222V196H263V190H262V188H264V185H262L261 187H259L262 183L261 182H263L264 181V165H263V163H260V157L261 158H263V160H264V157H263V155H264V153H263V151L261 150V151H258L259 150V144L258 143H256V144H258V145H252L253 144V142H255L254 140V138H256V134L255 135H253L254 133H256V132H264V123H262V121L264 120V104H261L260 105V103H262V102H259L258 104H250L249 106H248V104H246L247 106H246V108H245V111H244V106H243V104H245V103H241L240 104V106H239V104H237V106L234 104L233 105V103L231 102V101H227V100H231V97L233 98V96L235 95V93H233V92H235V87L236 86H238L239 85V81H240V83L241 84H243V82H241V80H243L244 78H245V75L246 74H248L249 73V71H250V74L251 75H253L252 77L253 78H255V75H257L258 73H261V75H259V77L260 76H262V72H263V70H262V72H259V71H261V62H262V64L264 65V56H262V55H264V52H263V50H264V21H262V20H264V10H261L260 9V12H253ZM256 10H254V11H256ZM29 11V12H28ZM96 11V12H95ZM98 11V12H97ZM138 11V10H137ZM167 11V12H166ZM169 11V12H168ZM173 11H176V12H173ZM192 11V12H191ZM199 11V12H198ZM209 11H212V12H209ZM221 11V12H222ZM234 11V12H233ZM6 12V13H5ZM27 12V13H26ZM34 12H36V11H34ZM75 12V13H74ZM78 13V11L77 10H74L72 13V15L69 17V24L68 25H70V27L72 26L71 24V20H72V22L73 21H76V20H73V19H76L77 18V13ZM198 13V15H197V13ZM232 12L234 13V14H236V15H234V14H232ZM237 12V13H236ZM238 12H241V13H239L238 14ZM1 13L3 14V15H1ZM9 13V14H8ZM20 13V14H19ZM123 13V14H122ZM128 13V14H127ZM137 13H139V11L137 12ZM168 13H170V15L168 14ZM212 13V17L210 16V14ZM230 13L232 14L231 16H230ZM8 14V15H7ZM15 14V15H14ZM18 16H17V15ZM28 14V15H27ZM30 14V15H29ZM127 14V15H126ZM153 14H155V15H157V17H158V19H155L154 20V18L156 17L155 15H153ZM164 14H166V16L164 15ZM191 14H196L195 16V18H194V16L193 15H191ZM204 14V15H203ZM205 14L207 15V17L205 16ZM240 14H242V15H244V16H241ZM34 15V14H33ZM33 15H32V17H33ZM168 15H169V17H168ZM201 17H200V16ZM205 17L204 19L202 18L203 16ZM7 16H9V17H7ZM11 16V17H10ZM20 16V17H19ZM27 16H30V17H27ZM127 16V17H126ZM137 16V15H136ZM150 16H152V18L150 17ZM188 16H189V18H188ZM210 16V17H209ZM238 16H240L239 18H237ZM7 17V18H6ZM14 17V18H13ZM101 17V18H100ZM138 17V16H137ZM154 17V18H153ZM166 17V18H165ZM180 17V18H179ZM199 17H200V19H199ZM256 17V18H255ZM73 18V19H72ZM100 18V19H99ZM120 18H121V20H120ZM126 18V19H125ZM151 18V19H150ZM169 18V19H168ZM185 18H187V19H185ZM192 18V19H191ZM202 18V19H201ZM209 18H211V19H209ZM212 18H213V20H212ZM227 18L228 19H231V20H227ZM259 18V19H258ZM125 21H124V20ZM182 19V20H181ZM193 19H194V21H193ZM195 19H196V21H195ZM205 19H207V20H205ZM249 19V20H248ZM252 19V20H251ZM12 20V21H11ZM111 20V19H110ZM120 20V21H119ZM127 20V21H126ZM136 20H139V18L138 19H136ZM145 20H143V21H145ZM151 20H153V21H151ZM161 20V21H160ZM178 20V21H177ZM187 20V21H186ZM191 20H192V22H191ZM239 20V21H240ZM122 21V22H121ZM181 21V22H180ZM189 21V22H188ZM199 21V22H198ZM200 21H202V22H200ZM209 21V22H208ZM262 21V22H261ZM1 22H2V24H1ZM118 22V23H117ZM121 22V23H120ZM124 22V23H123ZM137 22H138V24H137ZM147 22V21H146ZM147 22V23H148ZM157 22H159V23H157ZM162 22H164L165 23V25H164V23H162ZM207 22V23H206ZM226 24H225V23ZM12 24V25H10V24ZM115 23V24H114ZM189 23V24H188ZM209 23V24H208ZM239 23H241L242 25H238ZM254 25H252V24ZM256 23V24H255ZM259 23V24H258ZM261 23V24H260ZM119 26H118V25ZM123 24V25H122ZM125 24V26L127 27V25ZM151 24V23H150ZM159 25V27H158V25ZM185 24V25H184ZM192 24H194V25H192ZM205 26V27H207L208 25V28H205L203 25ZM219 23H218V26L220 25ZM263 24V25H262ZM2 25V26H1ZM8 25V26H7ZM16 25V26H15ZM120 25H122V26H120ZM140 25V26H139ZM155 25V26H154ZM188 25V26H187ZM250 25H251V27H250ZM259 25V26H258ZM54 27V25H52L51 24V27ZM124 26V27H125ZM157 26V27H156ZM162 26V27H161ZM184 26V28H182V27ZM189 26H192V27H189ZM202 26V27H201ZM238 26H240V27H238ZM246 26V27H245ZM2 27V28H1ZM12 27V28H11ZM107 27H108V29H107ZM111 27V28H112ZM117 27H120V29L119 28H117ZM180 27H181V29H180ZM212 27V26H211ZM216 27H215V32H216V34H215V37L212 35L211 36V38H208V41L210 40V41H212V42H214V39H215V41L217 42V39H218V37H219V34H220V32H217V31H220V28L219 27H217V29H216ZM227 27H228V25H227ZM227 27H225V28H227ZM245 28L246 29V31H244L245 29H243V28ZM68 28H69V26H68ZM123 29V32H121V30ZM188 30H187V29ZM198 28V29H197ZM201 28H204V29H201ZM230 28V27H229ZM230 28V29H231ZM51 29V28H50ZM70 29V28H69ZM79 29V28H78ZM119 31H118V30ZM125 29H128V30H125ZM129 29H131V30H129ZM149 29V30H148ZM178 29V30H177ZM184 29H186V30H184ZM191 29V30H190ZM239 29V30H238ZM252 30V32H251V30ZM263 29V30H262ZM7 30H8V32H7ZM53 30H54V28H53ZM68 30V29H67ZM101 30V31H100ZM105 30V31H104ZM116 30H117V32H116ZM161 30V31H160ZM177 30V31H176ZM180 30H181V32H180ZM242 30V31H241ZM248 30H250V31H248ZM260 32H258V31ZM69 31V30H68ZM126 31V32H125ZM160 31V32H159ZM174 31H176V32H174ZM179 31V32H178ZM183 31V32H182ZM188 31L190 32V33H188ZM195 31H197V32H195ZM200 31H202V32H200ZM237 31H238V34L239 35H241L240 37H239V35L237 34ZM255 31V32H254ZM50 32V31H49ZM51 32H52V29H51ZM151 32V33H150ZM173 32V33H172ZM226 32V31H225ZM245 32V33H244ZM0 33V34H1ZM82 33V34H81ZM86 33V34H85ZM124 33V34H123ZM167 33H169V34H167ZM172 33V34H171ZM175 33V34H174ZM179 33V34H178ZM183 35H182V34ZM193 33V34H192ZM195 33H196V35H195ZM198 33V34H197ZM219 33V34H218ZM262 33V34H261ZM3 34H1L2 36H4ZM77 34H78V36H77ZM101 34H103L102 36H101ZM122 34H123V36H122ZM145 34L147 35V36H145ZM167 34V35H166ZM174 34V35H173ZM186 34V35H185ZM200 34V35H199ZM235 34V35H234ZM242 34H244V35H242ZM82 35V36H81ZM84 35H86V36H84ZM91 35H92V38H91ZM165 37H164V36ZM171 35H173V37L171 36ZM190 35V36H189ZM216 35H217V37H216ZM256 37H261L260 39L261 40H259L258 41V38H256ZM101 36V37H100ZM177 36V37H176ZM187 36V37H186ZM223 36V35H222ZM238 36V37H237ZM253 36V37H252ZM82 37V38H81ZM167 37L168 38H170V39H168V40H170L171 41V43H172V45H171V43H167ZM181 39H180V38ZM183 37V38H182ZM185 37V38H184ZM213 37V38H212ZM235 37V38H234ZM242 37L244 38V39H246V41L247 42H250V41H248V40H250V38H252L254 41H252L251 43L253 44L254 43V45H252V44H250V43H248V44H244L243 42H242ZM247 37V38H246ZM91 38V39H90ZM100 38V39H99ZM159 38H160V36L158 37V40H159ZM226 38H227V40L228 39H232V41L231 42H229V41H227L226 42ZM172 39H174V40H172ZM177 41H176V40ZM212 39V40H211ZM234 39H236V40H234ZM240 39V40H239ZM248 39V40H247ZM251 39V40H252ZM109 40L111 41V39H110V37H109ZM151 40V39H150ZM179 40V41H178ZM181 40V41H180ZM204 40V39H203ZM81 41V42H80ZM84 41V42H85ZM119 41V43H120V39L118 40ZM117 41V42H118ZM129 41H131V40H129ZM173 41V42H172ZM175 41V42H174ZM205 41H207L206 39H205ZM204 41V42H205ZM209 41V42H210ZM256 41H258V42H256ZM66 42V41H65ZM166 42V43H165ZM180 42V43H179ZM229 42V43H228ZM237 42V43H236ZM49 43H50V39H49ZM78 43V44H77ZM86 43V42H85ZM118 43V44H119ZM127 44L129 43V44H131V42H126ZM157 43H159V45L157 44ZM175 43V44H174ZM208 43V44H207ZM231 43V44H230ZM234 43L235 44H237V45H235V46H237L236 48H235V46H234ZM255 43H256V45H255ZM262 45L261 46V48L259 47V45ZM80 44V45H79ZM87 44V43H86ZM126 44V45H127ZM149 44V45H148ZM151 44H153V45H151ZM166 44H167V46H169V47H167L166 46ZM174 44V45H173ZM178 44V45H177ZM184 44V45H183ZM209 44L211 45V46H209ZM217 44H219V43H217ZM232 45V46H230V45ZM64 45H65V43H64ZM157 45H158V47H157ZM209 46V50H208V48H204V46ZM249 45H251V46H249ZM84 46H86V45H84ZM124 46V45H123ZM151 46H153L154 48H152ZM172 46V47H171ZM174 46H176L177 48L178 47H181V49L180 48H178V50H182V51H180V53H179V55H178V53H176V52H178V51H176V47H174ZM225 48H224V47ZM228 46H230V47H228ZM234 46V47H233ZM243 46H245V48L243 47ZM254 46V47H253ZM257 46V47H256ZM82 47V48H81ZM143 47V48H144ZM147 47H148V49H147ZM149 47H151V49L149 48ZM161 47H159L158 49H160ZM219 47H220V49L221 50H223L222 51V53L220 54V52L221 51H219L220 49H219ZM247 47V48H246ZM256 47V48H255ZM122 48H124V47H122ZM173 48H175V49H173ZM230 48H233V49H230ZM250 48V49H249ZM256 50H254V49ZM258 48L260 49L259 50V52H258ZM154 51H153V50ZM157 49V50H158ZM215 49V48H214ZM225 49H228L227 51L229 52H226V50ZM245 49V50H244ZM252 49V50H251ZM263 49V50H262ZM149 50H151V51H149ZM241 50V51H240ZM244 50V52H242ZM250 50V51H249ZM176 51V52H175ZM207 51V52H206ZM209 51H211L210 52V54H209ZM225 51V52H224ZM231 51V52H230ZM240 51V53L242 52L243 54H244V58H245V56H246V58L245 59H248V57L249 58H252L253 60L254 59H257V58H259V59H262V60H260L261 62L259 63V64H254V62L256 61H254V62H252L253 64L252 65H247L246 63H249V62H247L248 60H245V62H244V59H243V62L241 63L240 61H242V59L239 61L238 60V58L237 57H234V56H237V52H239ZM245 51H248L247 53L249 54H247ZM252 51H254V52H252ZM260 51H261V53H260ZM83 52V53H82ZM206 52V53H205ZM219 52V53H218ZM252 52V53H254V54H250V53ZM175 53H176V55H175ZM205 53V54H204ZM257 53H259V55L257 54ZM86 54V53H85ZM156 54L157 55H159L157 52H156ZM204 54V55H203ZM213 54V56H211ZM236 54V55H235ZM261 54V55H260ZM171 55V56H170ZM172 55H174L173 57H172ZM179 57H178V56ZM255 55V56H254ZM176 56V61L174 60V57ZM206 57V56H205ZM205 57H203V58H205ZM213 57H215V58H213ZM257 57V58H256ZM173 58V59H172ZM179 58V59H178ZM234 58H236V59H234ZM214 59H216V60H214ZM232 59V60H231ZM174 60V61H173ZM183 60V61H182ZM212 60H213V62H212ZM234 60H236V62L234 61ZM237 60H238V62H240L241 63V65H243L244 66V64H245V66L247 67H243V66H241L239 63H237ZM249 60H251V59H249ZM181 61L182 62H184V58L183 59H181ZM216 61V62H215ZM218 61V62H217ZM231 61V62H230ZM252 61V60H251ZM250 61V62H251ZM156 62V63H157ZM185 62H187V61H185ZM233 62V63H232ZM258 62H259V60H258ZM174 63L176 64L175 66H174ZM228 63V64H227ZM237 63V64H236ZM255 63H257V61L255 62ZM250 64V63H249ZM160 65H158V67H160ZM162 65H161V68H162ZM218 65V66H217ZM238 65L239 66H241L240 68L238 67ZM260 67H259V66ZM172 68H171V67ZM173 66H174V68H173ZM256 66V67H255ZM242 67H243V69H242ZM256 69H255V68ZM259 67V68H258ZM179 68V69H178ZM238 68V69H237ZM262 68H263V66H262ZM251 69V70H250ZM255 69V70H254ZM179 70V71H178ZM240 70V71H239ZM221 71V72H220ZM237 71H239V72H237ZM176 72V73H175ZM178 72L179 73H181V72H183V73H181V77H180V75H179V77H177L178 76ZM225 72V73H224ZM253 72H255L256 74L254 75V73ZM171 74V75H170ZM182 74H183V76H182ZM186 74L188 75V76H186ZM220 74V75H219ZM185 75V76H184ZM241 75V76H240ZM250 75V76H251ZM248 75H246V77H247ZM250 76H248V78L250 77ZM173 77L174 78H176V79H173ZM215 77V78H214ZM218 77V78H217ZM179 78V79H178ZM207 79V80H206ZM210 79V80H209ZM212 79V80H211ZM240 79V80H239ZM245 79H247V78H245ZM177 80V81H176ZM189 80V79H188ZM175 81V82H174ZM210 82V83H209ZM220 82V83H219ZM222 82V83H221ZM236 82V83H235ZM208 83V84H207ZM215 83V85L213 86V84ZM225 83V84H224ZM238 83V84H237ZM229 84V85H228ZM240 84V85H241ZM174 85V86H173ZM188 85H190V86H188ZM236 85V86H235ZM173 86V87H172ZM197 86V87H196ZM215 87V91H216V89L217 88H219L218 90H217V94L216 93H212V92H209V94H208V92L207 91H205V89L207 90L208 89V91H211V87ZM224 86V88H222ZM233 86H235L234 87V89L232 88ZM187 87H189V88H187ZM192 87V88H191ZM200 89H199V88ZM229 88H230V90H229ZM190 89H193V90H190ZM210 89V90H209ZM220 89H222L223 91L224 90H227V91H224V92H222V94H220L221 93V90ZM234 90V91H232V90ZM195 90H196V92H195ZM229 90V91H228ZM205 91V92H204ZM194 92V93H193ZM206 93V95L204 94V93ZM220 92V93H219ZM229 92V93H228ZM232 92V93H231ZM203 93V94H202ZM213 95H212V94ZM228 93V94H227ZM202 94V96H200ZM210 94H211V96H210ZM209 97V98H208ZM227 97H229V98H226ZM212 98V99H211ZM223 98H225V100L228 102L227 103V105L226 106H224V107H226L225 109H222V111H221V109H219V110H217L218 108H219V106H218V104L220 105V103L219 102H221V101H225L224 99L222 100ZM213 100V101H211V100ZM220 99V100H219ZM215 102H218V103H215ZM231 103H232V105H231ZM264 103V102H263ZM230 104V105H229ZM252 105H255V106H253L252 107ZM228 106V107H227ZM238 107V108H235V107ZM251 106V107H250ZM257 106V107H256ZM196 107H198V106H196ZM196 107H194L195 109H193L192 110V112H191V115L189 114L188 115V125L190 126V125H195V124H193V123H197V119H198V112H200L199 110H197V108ZM223 107V108H224ZM234 107V108H233ZM239 107L241 108V109H239ZM254 107H256L255 109H253ZM261 107V108H260ZM248 108V109H247ZM263 109V110H262ZM195 110H197V111H195ZM225 110V111H224ZM238 110V111H237ZM246 110H248L249 111V113L246 111ZM251 110H252V113H251ZM260 110V111H259ZM228 111V112H227ZM241 111L242 112H247L245 115H247V116H243L244 114H242L241 113ZM197 112V113H196ZM217 112H218V114H217ZM226 112V113H225ZM238 112V113H237ZM240 113V115H238ZM251 113V114H250ZM256 113V114H255ZM260 115H259V114ZM193 114H197L196 116L195 115H193ZM229 114V115H230ZM237 114V115H236ZM241 114H242V118H240V116H241ZM255 114V115H254ZM262 114V115H261ZM194 116H195V118H194ZM248 116H250V118L248 117ZM191 117L193 118V119H191ZM238 119H237V118ZM244 117H246L247 119H245ZM262 117H263V120H262ZM170 118H173L172 116L170 117ZM169 118V119H170ZM250 119V121H248L249 119ZM252 118H255V119H252ZM258 118V119H257ZM243 119H245V121L246 122H252V120H256L257 122H258V120H259V122L258 123H261V124H263V125H260V126H258V123L256 124L255 122V126H257V127H259V128H255L254 127V132H253V130L252 129H250V128H253V127H249L248 125H251L250 123H245L244 124V120ZM261 119V120H260ZM193 120V122H191ZM194 120H195V122H194ZM237 122H236V121ZM240 120V121H239ZM151 121V119H149V118H147V120H144V123L143 124H145L144 126H146V124L148 125V123ZM170 122L172 121L171 119L169 120ZM168 121V122H169ZM167 121H166V123H168ZM264 122V121H263ZM190 123H192V124H190ZM240 124V125H239ZM243 124V125H242ZM187 125V126H188ZM233 125V126H232ZM238 125V126H237ZM247 125V126H246ZM186 126V125H185ZM237 126V127H236ZM243 126V127H242ZM236 127V128H235ZM245 127V128H244ZM233 128H234V131H233ZM241 128H242V130H241ZM231 129V130H230ZM247 129V130H246ZM255 129H259V130H255ZM226 132H225V131ZM228 130L229 131H231V132H233V136L231 135V134H228V133H230V132H228ZM245 130V131H244ZM252 130V134H251V131ZM239 133V131L242 133V135H243V133L245 134V136L246 135H248L249 134V138L251 137V140H247V141H250V145H252V147H254V148H252L251 146V150L253 149V151H254V153L255 154H258V155H260L259 156V159H256V160H252V157H257L256 155H252V153H253V151H251L250 150V153L251 154H249V153H245V155L243 156V153H241V152H243V151H246V150H248V149H246V146H248L246 143H247V141H246V146H244V144H242L243 142H245V140L244 139H240V140H243L242 141V143H240V140H239V136H240V133L238 134L237 132ZM222 132V133H221ZM223 132H225L224 133V135H223ZM249 132V133H248ZM260 132V133H261ZM227 133V135L226 136H231V137H234V139L235 138H237L238 137V140H239V142L237 141V139H233L232 140V138H231V141H233L234 143H233V145L231 144H227V143H232L231 141H229V139H230V137L228 138H226V136H225V134ZM237 135L238 134V136H235V134ZM248 133V134H247ZM222 134V135H221ZM251 134V135H250ZM221 135V136H220ZM241 135V136H242ZM223 136V137H222ZM245 136H243V137H245ZM253 136H255L254 138H253ZM257 136H258V134H257ZM208 137V139H209V136H207ZM211 137V136H210ZM220 137V138H219ZM226 139H225V138ZM110 137H108V139H109ZM248 138V139H249ZM253 138V139H252ZM212 140H213V142L214 143H217V144H214L213 142H212ZM223 140V141H222ZM257 140V139H256ZM219 141V142H218ZM224 141H226V143H224ZM227 141H229V142H227ZM235 142H237L236 144H235ZM220 143V144H219ZM222 144L224 145L223 147H222ZM226 144H227V147H225L226 146ZM240 144V145H239ZM215 145V150L213 151L212 150V153H211V149H214V146ZM217 145V146H216ZM221 146V147H220ZM243 146V147H242ZM258 148H257V147ZM217 147V148H216ZM249 146L247 147V148H250ZM264 149V146L263 145H261V148L260 149ZM221 149V150H220ZM244 149H246V150H244ZM257 149V150H256ZM7 151H8V153L5 155V152L4 153H2V155L0 156V173H2L3 175L2 176H0V178L1 177H3V178H5L6 179V177H7V180H6V182H4L3 183V185H1L2 184V182L0 183V197H1V199H0V248L1 249H4V247H9L8 245H10V243L12 242V240H14L15 238H20V236H21V239H19V240H23L24 238H26L25 239V241L28 239H30L31 240V237L33 238L34 237V239L35 240H32V241H34L33 242V244H32V242H30L31 243V247L33 248H31V247H29V248H31L32 250H30V249H27V252L29 253H27V257H29L30 256V253H32L33 251L36 253L37 252V250H38V252L36 253V254H38L37 256H41L42 254H44V255H42V256H44V257H46L45 259L42 257V258H39L38 260L39 261H46V260H49V258L48 257H52L51 255H55V256H53V258L54 257H56V259H58L59 258V261L58 260H56L59 264H77V263H82V264H84V261L83 260H85V264H89V262L92 260L93 261V257H95V253H96V250L98 249V250H100V251H98L97 252V254L99 253H101L102 252V248L101 249H99L98 247H99V243L98 242H100V239L103 237V234H104V237H105V235H106V237L105 238H107V239H105L104 237V239L107 241L108 239H110L111 238V236L113 235V232L112 231H115L116 233H119V235L120 236H122L123 234H126V233H133L132 235H134V236H139V241H143L144 239H145V241H146V243L147 244H149L148 246H150V247H152V246H154L155 248L156 247H158L159 246V244L162 242V243H164L166 240L165 239H163V240H161V242L159 241V239L157 238V237H155V234H154V232L152 231V230H154V228L153 229H151V231H152V233L153 234H150L149 233V235L148 234H143L142 233V230L140 229V228H138V229H136V230H133V229H135V228H133L132 229V225L130 224V223H128L127 222V224L125 225L124 224V226L122 227V229H121V227H119V226H117V224H116V226H117V228L118 229H121V230H118L117 228L115 229V230H113V228L112 229H110L109 228V230H107V232H106V234H105V231L103 232V234H102V237L99 239V240H97L96 242H95V240H90L89 239V245L91 244V248H89L90 250H92L91 252H90V250L88 249V244H85V243H87L88 242V239H86V237H85V235L87 236V234L84 232V234L82 233V235H81V232L77 229V227H78V225H79V221H77V220H79V219H77L78 218V216L79 215H77L76 217V219H74L75 218V214L77 213V214H80L81 212L82 213H84V210H87L88 209V207L86 208V206L88 205L89 206V202H88V204H87V201H86V196L88 197L89 196V194L87 195V190H84L83 192L81 191V193H80V195H77V190L75 189L74 190V188H73V190L75 191V193H73L74 191H72L71 190V188H72V185H71V187L69 186L71 183H70V179H69V181L67 180V178H62V179H64V180H60L59 179V181H64L63 182V184H62V182L61 183H58L59 181L56 179V174L54 173V175H53V171H52V169L53 168H49V170H48V167L50 166V162L49 161H47V160H38V164H37V162L35 161V160H37V159H34V158H31V155L30 154H32V150L31 149H28V150H31L30 152L28 151V150H26L25 152H26V157H24V154H23V156H21L20 155V152L17 150V154L19 153V155L21 156H19V157H17L16 156V154H15V149L13 150L14 151V154H15V156L13 155V152H12V150L11 149H6ZM206 150V149H205ZM217 150H219V151H217ZM11 151V155H10V152ZM218 152V153H216V152ZM24 152V153H25ZM28 152H29V155H30V158H27L29 155H28ZM257 152V153H256ZM239 153H241V154H239ZM253 153V154H254ZM182 154V153H181ZM181 154L179 153L178 154V156L177 155H175V157H173V156H170V158L168 157V161H166V164L167 165H169V162H170V165L172 164V165H174V166H176V167H179L180 165H181V161H183L184 159H185V155L186 154H184L183 153V156L182 157H180L181 156ZM246 154L249 156V155H252V156H247L248 157V159L246 158L245 159V156H246ZM8 155H10L11 157H13L14 159H12L11 157L10 158H7V157H9ZM13 155V156H12ZM180 155V156H179ZM211 155H213L212 157H211ZM221 155H223V156H221ZM240 157H239V156ZM241 155L243 156V157H241ZM2 156L4 157V158H2ZM5 156H7L6 158H5ZM204 156V157H203ZM208 156H210L211 158H212V160H211V158L209 159V157ZM218 156V157H217ZM180 157V158H179ZM233 157V158H232ZM18 158H22V159H18ZM184 158V159H183ZM214 158V159H213ZM240 158H242V159H245V160H247V161H245V160H242V159H240ZM258 158V157H257ZM3 159V160H2ZM170 159V160H169ZM175 159V160H174ZM183 159V160H182ZM250 159H251V161H250ZM5 160V161H4ZM10 160H11V163H10ZM13 160V161H12ZM20 160H21V162H20ZM26 160V161H25ZM174 160V161H173ZM177 160H179V161H177ZM203 160V161H204ZM208 160H206L205 162H203V163H206L207 164V166L208 165H210V164H208L209 162H208ZM216 160V161H215ZM19 161V162H18ZM35 161V162H34ZM177 161V162H176ZM238 161V162H237ZM254 161H256V162H254ZM5 162H6V165H4L5 164ZM7 162H8V164H7ZM13 162V163H12ZM15 162V163H14ZM46 162V163H45ZM178 162H180V164L178 163ZM213 162H215L216 164H214ZM232 162V163H231ZM249 162V163H248ZM252 162H254V163H259V165H260V167H262V168H260V167H258L259 165H256L255 164V166L259 169H257V170H255L256 168H255V166H253L254 165V163L253 164H251L250 165V163H252ZM261 162H263L262 161V159H261ZM3 163V164H2ZM21 163H23V165L21 164ZM25 163V164H24ZM177 163V164H176ZM237 163H239V164H237ZM247 163H248V165H250L249 166V168H248V165H247ZM18 166H17V165ZM49 164V165H48ZM232 166H231V165ZM2 165H4L2 168H1V166ZM11 165V166H10ZM14 165V166H13ZM37 165V167H35ZM165 165V164H164ZM166 165V166H167ZM223 165V166H222ZM230 167L231 166V168H230V170H229V168H227L228 166ZM235 165V166H234ZM52 166V165H51ZM234 166V167H233ZM236 166H238L237 168H236ZM27 167H29V168H27ZM41 167V168H40ZM251 167V168H250ZM252 167H254V168H252ZM7 168V169H6ZM12 168V169H11ZM20 168V169H19ZM36 168V169H35ZM225 168H227L228 169V171H227V169H225ZM246 168V169H245ZM17 169V170H16ZM22 169V170H21ZM30 171H28V170ZM40 169V170H39ZM48 171H47V170ZM222 169V168H221ZM222 169V170H223ZM247 169H252L251 171L250 170H248L247 171ZM254 169V170H253ZM8 170L10 171H14V173H13V175H12V173H11V171L8 173ZM111 170V169H110ZM263 170V171H262ZM3 171V172H2ZM7 171V172H6ZM12 171V172H13ZM23 171V172H22ZM50 171V173H48ZM108 171H109V169H108ZM111 171H114V169L113 170H111ZM111 171H109L110 172V174H108V176L106 175L105 177H104V180H105V182H103L104 184H105V186L104 187H106L107 188V190H109V189H111V187L112 186H114V187H116L117 188V191H119V189H118V187H121L120 185H122L123 183L120 181L119 182V179H120V176H119V178H118V176H111ZM230 171V172H231ZM258 173H257V172ZM6 172V173H5ZM18 172V173H17ZM29 172V173H28ZM32 172V173H31ZM34 172V173H33ZM44 172V173H43ZM108 172V173H109ZM230 172H229V174H230ZM244 172V173H243ZM251 172V173H250ZM260 172V173H259ZM263 172V173H262ZM10 173H11V175H10ZM22 173H23V176H22ZM27 173V174H26ZM36 173V174H35ZM38 173V174H37ZM52 173V175L55 177V179L57 180H55L54 182H56V183H53L52 181V179L54 178H52V176L51 177H48V175L49 174H51ZM224 173V174H223ZM232 173V172H231ZM262 173V174H261ZM6 174V175H5ZM8 174H9V176H8ZM18 174V175H17ZM21 174V175H20ZM32 174L34 175V176H32ZM48 174V175H47ZM113 174H115V175H117L116 174V172H113ZM223 174V175H222ZM237 174V175H236ZM241 176H243V177H240V175ZM256 174H257V176H256ZM1 175V174H0ZM15 175V176H14ZM21 176L20 178H21V180H19L20 178L18 177V176ZM245 175V176H244ZM248 175V176H247ZM259 175V176H258ZM262 175V176H261ZM15 177V179L14 180H10L12 177ZM30 176H32L33 178H31ZM37 176V177H36ZM250 176V177H249ZM10 177V178H9ZM24 177V178H23ZM27 177V178H26ZM107 177V178H106ZM225 177H226V179H225ZM229 177H230V179H229ZM258 177V178H257ZM49 178H50V180H51V184L50 183H47V182H50L49 181ZM52 178V179H51ZM228 178V179H227ZM260 178L262 179L261 181H260ZM30 179V180H29ZM215 179H217V178H215ZM231 179L232 180H235V179H237V180H235V181H231ZM9 180V181H8ZM20 181V185H16L19 181ZM28 180V181H27ZM48 180V181H47ZM68 182H67V181ZM242 180V181H241ZM0 181H5V180H0ZM8 181V182H7ZM14 182V183H16V181H18L16 184H12V182ZM27 181V182H26ZM43 181H45V185H42V186H44V187H42L40 184H44V182ZM238 181V182H237ZM21 182L23 183V184H21ZM42 182V183H41ZM232 182V183H231ZM40 183V184H39ZM47 183V184H46ZM53 183V184H52ZM112 183H113V185H112ZM122 183V184H121ZM259 183H261L260 185H258ZM25 184H27V185H25ZM50 186H49V185ZM56 184V186L58 185H60L61 186V189H62V191H55V190H59L60 189V187L58 188V186H57V188H54L55 185ZM66 184V185H65ZM67 184H68V186H67ZM118 184V185H117ZM258 185V187L256 186L255 187V185ZM34 185V187H32ZM36 185V186H35ZM50 187V188H52V190L48 187V186ZM54 186V187H52V186ZM64 185V186H63ZM106 185H108V187L106 186ZM117 185V186H116ZM233 185V186H232ZM2 186H5V187H3L2 188ZM17 187V186H20V187H17L18 188V190H17V188L15 187V189L16 190H13L12 189V187ZM21 186H22V188H21ZM25 186V187H24ZM9 187H11L10 189H9ZM13 187V188H14ZM48 187V188H47ZM67 187H69L70 189L69 190H65V189H67ZM114 187H112V191H113V189L116 191V188H114ZM215 187H216V185H215ZM245 187V188H244ZM6 190H5V189ZM19 188H20V190H19ZM27 188V189H26ZM36 188H37V191H36ZM40 188V189H39ZM47 188V189H46ZM254 188H259L258 190H260L259 192H258V190H253ZM51 191H53V192H51ZM54 189V190H53ZM64 189V190H63ZM3 190V191H2ZM32 190H34V192L36 191V195H34L33 193V191ZM215 190H217V189H215ZM236 190V191H235ZM249 190V191H248ZM8 191V192H7ZM12 191H14V192H12ZM22 191V192H21ZM39 191V192H38ZM44 191H46V193L47 194H45L44 196H42L45 192ZM47 191H49V193L47 192ZM64 191H66V192H64ZM68 191V192H67ZM70 191V192H69ZM71 191H72V193H71ZM24 192V194H26V195H23L22 193ZM41 192H44V193H41ZM59 194H58V193ZM84 192H85V194H84ZM254 192H257V193H254ZM2 193H4V195H2ZM9 193H11V194H9ZM21 193V194H20ZM66 193V194H65ZM68 193H70V194H68ZM82 193H83V195L85 196H83L82 195ZM118 193V192H117ZM258 193L260 194H262L261 195V197H263V198H261L260 197V195H258ZM40 196H39V195ZM71 194L73 195V196H71ZM220 194H222V195H220ZM237 194V195H236ZM247 194V195H246ZM256 194V195H255ZM18 195V196H17ZM20 195H23V196H21L20 197ZM30 195H32V198H33V196H34V203H36L35 205H33L34 203H33V200L30 198L31 196ZM71 196V197H69V196ZM231 195V196H230ZM259 196V198H261V199H259V200H256L255 199V197L256 196ZM11 196V197H10ZM25 196V199H24V201H25V203L26 202H29V200L31 199V201L32 202H29L30 203V205H33L32 207H36L37 206V208L36 209H32V207L31 206H29L28 204L29 203H27L25 206L23 205L24 204V202H22L23 201V198L22 197H24ZM42 196V197H41ZM220 196L222 197V198H220ZM5 197H7L6 199H5ZM10 197V198H9ZM20 197V198H19ZM254 197V198H253ZM30 198V199H29ZM83 198V199H82ZM242 198H244V199H242ZM253 198V199H252ZM5 199V200H4ZM12 200V202H11V200ZM14 199H17V200H14ZM29 199V200H28ZM37 199V200H36ZM48 199V200H47ZM77 199V200H76ZM81 199V200H80ZM218 199V200H217ZM221 199H223V200H221ZM227 199V200H226ZM241 199H242V201H241ZM9 200V201H8ZM19 200H21V201H19ZM28 200V201H27ZM76 200V201H75ZM225 200H226V203L228 204V203H231V204H228V205H232V208L233 207H235V208H233V209H235V210H237V209H239L240 207V209L241 210H243V208L244 209H246V211L248 212V209H249V211H250V209H252L253 208V210H256V213H254L255 211H250L249 213H247V212H245V210H244V212H242V214H239L238 212H240V211H236V213H238V216H237V214H235L234 212H232V213H228V210H227V208H226V211H225V209L223 210V211H221L222 210V208L226 205H224L223 203H225ZM16 201V202H15ZM19 201V202H18ZM81 201V203H82V206L81 205H79L78 203ZM86 201V202H85ZM91 201V200H90ZM217 201H218V203L221 205V202H223L222 203V207H220V205L217 203ZM246 201V202H245ZM248 201V202H247ZM256 201V202H255ZM7 202V203H6ZM38 202V203H37ZM63 202V203H62ZM84 202V203H83ZM233 202V203H232ZM258 202V203H257ZM263 202V203H262ZM14 204V205H11V204ZM17 203V204H16ZM19 203L21 204L20 206H18L19 205ZM32 203V204H31ZM91 203H92V205H94V207H95V209L97 208V206H98V208L96 209V210H94V212H93V210L92 209H89L88 210V212H87V215H84L85 217H86V222H90V223H92V222H98L99 224H101L102 226H104L105 224L103 223V222H106L105 221V219L106 218H109L110 217V219L112 218V215L110 216L109 214H111V212L112 211H110V210H113V212H116L115 214L116 215H113V217L115 216V218H114V220H115V222H114V224L116 223V221H117V217H119L118 215H122V214H120L121 212L123 213V209H121V208H123V206L121 207L120 205H119V207H120V209H118V208H116L117 206H115V202L113 203V209H111V208H108L107 209V207H104L103 206V204H98V202H96V203H94V202H90V206H89V208H91ZM94 203V204H93ZM244 205H243V204ZM245 203L248 205H245ZM259 204L260 203V205H258V206H256L257 204ZM16 204V205H15ZM84 204V205H83ZM87 204V205H86ZM97 204V205H96ZM252 204V205H251ZM256 204V205H255ZM262 204V205H261ZM22 205L25 207V208H27L28 206H29V208H27V209H29V211L27 212L26 211V209L25 208H23L22 207ZM28 205V206H27ZM43 205V206H42ZM73 205H75V206H73ZM102 205V206H101ZM116 205H117V203H116ZM253 205H255V207H257V208H259V209H257V208H255ZM16 206V207H15ZM17 206H18V208H19V210L17 209V211H18V213H17V211H16V208H17ZM77 206V207H76ZM103 208V210H101L102 208ZM219 206V207H218ZM239 208H238V207ZM243 206V207H242ZM261 206V207H260ZM8 207V208H7ZM14 207V208H13ZM20 207L22 208V209H20ZM31 207V208H30ZM79 207V208H78ZM93 207V206H92ZM128 207V206H127ZM130 207V206H129ZM217 207V208H216ZM76 208V209H75ZM86 208V209H85ZM100 208V209H99ZM115 208V209H114ZM197 208V207H196ZM219 208H220V210H219ZM255 208V209H254ZM262 208H263V210H262ZM12 209V210H11ZM78 209H80L79 211H77ZM83 209V210H82ZM98 209H99V211H98ZM128 209H130V208H128ZM128 209H126V210H128ZM139 207H138V211H139ZM203 210V211H201V210ZM21 210L23 211V213L21 212ZM25 210V211H24ZM33 212H32V211ZM48 210V211H47ZM90 210H91V212H90ZM104 210H105V212H109V213H106L105 214V212H104ZM109 210V211H108ZM117 210H118V213H117ZM123 210V211H122ZM126 210L124 211V212H126ZM132 210V209H131ZM16 211V212H15ZM55 211H56V213H55ZM58 211H60L59 213H58ZM100 211H103V212H100ZM129 211V210H128ZM140 211H143V209H140ZM211 211H212V213H211ZM72 212V213H71ZM73 212H74V214H73ZM98 214H97V213ZM112 212V213H113ZM130 212V211H129ZM227 212V213H226ZM252 212V215H251V217H250V213ZM12 213V214H11ZM16 213V214H15ZM21 213V214H20ZM51 213V214H50ZM81 213V214H82ZM105 214V216L103 217V216H101V214L102 215H104ZM130 213H133V212H130ZM199 214V217L197 216V218H196V215L197 214ZM209 213H210V215H209ZM220 213H222V214H220ZM234 213V217L233 216H229L228 217V215H232ZM244 213L246 214H248V216H247V214L246 215H244ZM254 213V214H253ZM24 214V215H23ZM61 214V215H60ZM72 214V215H71ZM80 214V215H81ZM118 214V215H117ZM124 214V213H123ZM259 214V213H258ZM33 215V216H32ZM56 215V216H55ZM98 215H99V217H98ZM50 216V217H49ZM56 218H55V217ZM70 216V217H69ZM92 216H94V218L96 217H98L97 218V220H96V218L94 219L93 218V220H92ZM107 216V217H106ZM109 216V217H108ZM255 216V217H256ZM48 217V218H47ZM52 217V218H51ZM194 217V216H193ZM203 217V218H202ZM231 217H233V218H231ZM71 219L68 223H66L67 221H66V219ZM87 218H88V220H87ZM100 218V219H99ZM210 218V217H209ZM233 220H231V219ZM235 218H237V219H239V222L242 224H239V226H240V228H242L241 230H242V232L243 233H241L240 231V228H239V226L236 228V220L237 219H235ZM254 218V217H253ZM252 218V219H253ZM49 219V220H48ZM63 219V220H62ZM68 219V220H69ZM104 219V220H103ZM194 219V220H195ZM246 219V220H245ZM249 219V220H248ZM43 220V221H42ZM62 220V221H61ZM72 220H74V222L72 221ZM102 220V221H101ZM107 220V219H106ZM112 220V219H111ZM183 220H185V218L183 219ZM197 220V221H198ZM205 220H203V222H205ZM228 220V221H227ZM235 220V221H234ZM20 221V222H19ZM63 222V221H65V223L66 224H68V226L67 225H65L64 224V222L62 223V224H64V225H62L63 227H65V231H64V229H63V227H62V230H55V226L54 225H56L57 224V222H58V224H60L61 222ZM76 221H77V223H76ZM199 221H201L202 222V220H199ZM226 221V222H225ZM243 221L245 222V223H243ZM22 222V223H21ZM60 222V223H59ZM80 222H81V220H80ZM96 222V224H98ZM101 222V223H100ZM147 223H146V226H148V225H152L153 224V222H151L152 224H149L150 222L149 221H146ZM228 222H230L229 224H230V227L232 228L233 226L235 227V230H234V232L232 231V230H230V228H228L229 229V231H232V234H231V232H229L228 230H227V227L229 226L228 225ZM231 222H234L235 223V225H233V226H231L232 225V223ZM47 224V225H45V224ZM49 223V224H48ZM53 223H55V224H53ZM118 223V222H117ZM222 223H224L225 225H223V226H226L227 225V227H224L227 231H225V229L224 228H222L223 229V231H221V229L219 230V224L222 226ZM233 223V224H234ZM7 224V225H6ZM98 224V225H99ZM104 224V225H103ZM130 224V225H129ZM243 224H245L244 225V227H242L243 226ZM248 224V223H247ZM24 225V226H23ZM51 225V226H50ZM70 225V226H69ZM71 225H72V227H71ZM75 225V226H74ZM118 225H119V223H118ZM54 226V227H53ZM75 227V229H74V227ZM121 226V225H120ZM126 226V227H125ZM150 226H148V228H150ZM211 226V225H210ZM233 227V228H234ZM68 228H69V230H71V231H69L68 230ZM70 228H72V229H70ZM148 228H147V230H148ZM151 228H152V226H151ZM205 228H206V226H205ZM212 228V226H211V228L210 229H213ZM218 228V229H217ZM221 228V227H220ZM239 228V229H238ZM53 229L56 231L55 233H54V231H53ZM237 229V230H236ZM5 230V231H4ZM39 230H41V231H39ZM49 230H50V233L52 234V235H54V236H50V235H47L46 233H48L49 234ZM75 230H77V232L75 231ZM125 230V231H124ZM130 232H129V231ZM140 230V231H139ZM218 230V231H217ZM239 230V231H238ZM254 230H256V229H254ZM254 230H252L251 232H253V234L251 233V235H253V238H257V239H260V240H264V238H263V236H264V226H262V228L261 229H257L258 231L259 230H263V233L261 234V232L262 231H259V232H257V231H254ZM29 231V232H28ZM48 231V232H47ZM62 231V232H61ZM74 231H75V233H74ZM78 231L80 232V233H78ZM111 231V232H110ZM121 231H122V233H121ZM150 231V230H149ZM148 231V232H149ZM225 231V232H224ZM16 232V233H15ZM39 232V233H38ZM53 232V233H52ZM60 232V233H59ZM72 232V233H71ZM224 232V233H223ZM238 232V233H237ZM68 233V234H67ZM110 233H112V235H109ZM141 233H142V235H143V237H142V235H141ZM241 235H240V234ZM254 233H256V234H254ZM8 234V235H7ZM17 234V235H16ZM43 234V235H42ZM45 234H46V236H45ZM56 234H57V236L58 237H60L61 236V238H62V235H64V236H66V237H64V238H67L66 239V242L68 243V245H67V243H66V249H62V247H63V245H61L60 244V242H58V237L56 236ZM71 234V236H69ZM77 234H79V235H77ZM199 234V233H198ZM197 234V235H198ZM238 234V235H237ZM3 235V236H2ZM35 235V236H34ZM41 235V236H40ZM76 235V236H75ZM81 235V236H80ZM130 235V234H129ZM129 235H127V236H129ZM144 235H146V236H144ZM150 235H152L153 236V239H152V236H150ZM223 235V236H222ZM228 235V236H227ZM233 235H234V237H233ZM255 235V236H254ZM257 235V236H256ZM17 236V237H16ZM26 236H28V237H26ZM39 236H40V238H39ZM42 236H43V238H42ZM44 236H45V238H44ZM47 236H48V238H47ZM73 236H75L76 238H75V241H74V237ZM83 236H84V238H83ZM108 236V237H107ZM148 236V237H147ZM200 236V235H199ZM225 236H226V238H225ZM15 237V238H14ZM30 237V238H29ZM55 237V238H54ZM69 237V238H68ZM81 237V238H80ZM132 237V236H131ZM146 237V238H145ZM151 237V238H150ZM227 237H230V239L229 238H227ZM235 237L236 238H239L240 237V240L238 239V241H243V243H242V245H239V243L235 240ZM42 238V239H41ZM47 238V239H46ZM56 238H58V239H56ZM71 238V239H70ZM83 238V239H82ZM103 238L101 239V241L103 240ZM150 238V239H149ZM204 238V237H203ZM243 238H245V239H243ZM263 238V239H262ZM9 239V240H8ZM12 239V240H11ZM46 239V240H45ZM55 239V240H54ZM63 239V238H62ZM61 239V240H62ZM80 241H82V242H80ZM87 241H86V240ZM157 239H158V241H157ZM198 239V238H197ZM242 239V240H241ZM249 239V238H248ZM2 240V241H1ZM16 240V239H15ZM18 240V239H17ZM16 240V241H17ZM26 241V242H29V241ZM38 240V241H37ZM41 240V241H40ZM44 242H43V241ZM54 240V241H53ZM76 240H78L77 242H76ZM152 240V241H151ZM230 240V241H229ZM246 240V241H245ZM25 241H22V242H25ZM36 241H37V244H36ZM48 241V242H47ZM52 241V242H51ZM58 243V244H60L61 246H58V244L56 243V242ZM60 241V240H59ZM63 241H65V239L63 240ZM192 241V240H191ZM217 241V242H216ZM219 241H221V242H219ZM222 241H228L227 243L228 244H226V242H222ZM244 241H245V243H244ZM77 244H75V243ZM80 242V243H79ZM85 242V243H84ZM91 242V243H90ZM93 242V243H92ZM105 242V241H104ZM152 242V243H151ZM160 242V243H159ZM194 242V241H193ZM230 242V243H229ZM13 243V242H12ZM11 243V244H12ZM30 243H27V244H30ZM154 243V244H153ZM221 243V244H220ZM222 243H224V245H222ZM232 243V244H231ZM262 243V244H261ZM54 244V245H53ZM80 244V245H79ZM158 244V245H157ZM237 245L236 247H235V245ZM247 244H249L250 246H248ZM35 245V246H34ZM40 245V246H39ZM74 245H76L75 247L77 248L78 247V245H79V249L77 248H75L74 247ZM82 245H84V246H82ZM88 245V246H87ZM96 246V245H98V246H96V247H92V246ZM152 245V246H151ZM218 245V248L216 247ZM228 245V246H227ZM244 245V246H243ZM248 247H247V246ZM262 245V246H261ZM2 246H3V248H2ZM30 246V245H29ZM43 246V247H42ZM47 246V247H46ZM49 246V247H48ZM68 246V247H67ZM73 246V247H72ZM193 246V245H192ZM197 246H199V247H197ZM220 246H221V250L219 251L220 252V254H219V252H217L219 249H220ZM39 247V248H38ZM227 247V249H225ZM229 247H230V249H229ZM241 247V248H240ZM36 250H35V249ZM45 248V249H44ZM60 248V249H59ZM75 248V250H73ZM86 248H87V250H89V251H87L86 250ZM159 248V247H158ZM183 248H185L184 246L181 248L182 249V251H179V254H176V256H173V254H172V256H171V258L169 257L168 258V256H170L169 254L168 255H164L165 253H163L162 252V250H158V253L157 252H153V253H151V254H148L149 252H147V256L148 257H154L155 256V260H157L160 264H162V262H163V264H178V262H180L179 260H180V258H181V253L180 252H184L183 251ZM247 248V249H246ZM249 248V249H248ZM0 249V250H1ZM9 248H7V250H8ZM44 249V250H43ZM47 249V250H46ZM95 249V250H94ZM180 249V250H181ZM190 249H192V248H190ZM212 249V248H211ZM212 249V250H213ZM240 249H242V250H240L241 252L242 251H245V252H243L242 254H241V252H239V250ZM254 250L253 252H252V250ZM260 249V250H259ZM5 250H6V248H5ZM28 250H30V251H28ZM55 250V251H54ZM86 250V251H85ZM104 250V249H103ZM229 250V251H228ZM250 250V251H249ZM41 251H43V252H41ZM68 251H70V253H71V255H70V253H68ZM72 251H73V253H72ZM78 251H80V252H78ZM247 251V252H246ZM34 252L32 253L33 255H34ZM46 252H49V253H46ZM57 252V253H56ZM63 252H67V253H64L63 254ZM75 252H76V254H75ZM86 252H89V254L87 253V258L85 257V254H86ZM162 252V253H161ZM222 252V253H221ZM234 252V253H233ZM250 252V253H249ZM46 253V254H45ZM93 254V255H91V254ZM103 253V252H102ZM157 254V255H155V254ZM215 253H216V255H215ZM218 253V254H217ZM231 255H230V254ZM249 253V254H248ZM69 254V255H68ZM72 254H74V255H72ZM78 254V257L79 258H81V259H79L76 255ZM84 254V257L82 256V255ZM205 254L207 255L206 257H205ZM222 254V255H221ZM66 255V256H65ZM79 255H81V257L79 256ZM90 257H89V256ZM161 255H163V256H161ZM198 255H197V257H198ZM210 255V256H209ZM213 255H214V257H215V259H213ZM224 255V256H223ZM243 255V256H242ZM36 256V255H35ZM39 256V257H40ZM97 256V255H96ZM156 256L158 257L157 259H156ZM68 257V258H67ZM77 257V258H76ZM168 258V259H165V258ZM199 257H198V259H199ZM208 257H210V258H208ZM227 257V258H226ZM236 257V258H235ZM73 258V259H72ZM86 258V259H85ZM89 258V259H88ZM140 258H142L141 256H140ZM206 258H208V259H206ZM43 259V260H42ZM62 259V261L60 262V260ZM64 259V260H63ZM91 259V260H90ZM95 259V258H94ZM159 259V260H158ZM212 259L214 260L213 262H211L212 261ZM222 259H223V261H222ZM55 260V259H54ZM75 260V261H74ZM78 260V261H77ZM90 260V261H89ZM97 260H98V258H97ZM152 260H153V258H152ZM171 260V261H170ZM207 260V261H206ZM50 261V263L52 262L51 260H49ZM56 261H54L53 263L54 264H56ZM80 261V262H79ZM89 261V262H88ZM94 261H96V260H94ZM93 261V262H94ZM151 261V260H150ZM154 261V260H153ZM153 261H151V262H153ZM97 262H99V263H97ZM155 262V264H157L156 263V261H154ZM153 262V263H154ZM174 262V263H173ZM211 262V263H210ZM215 262V263H214ZM220 262V263H219ZM227 262V263H226ZM96 263L97 264H100L101 262L98 260V261H96ZM96 263H93V264H96ZM152 263V264H153ZM158 263V264H159ZM90 264H91V262H90Z\"/></svg>","mask_w":264,"mask_h":264}]
</instances>
